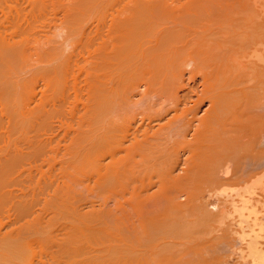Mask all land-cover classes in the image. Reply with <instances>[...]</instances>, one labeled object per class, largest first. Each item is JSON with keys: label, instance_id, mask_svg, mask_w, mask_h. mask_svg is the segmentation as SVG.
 I'll return each mask as SVG.
<instances>
[{"label": "bare ground", "instance_id": "obj_1", "mask_svg": "<svg viewBox=\"0 0 264 264\" xmlns=\"http://www.w3.org/2000/svg\"><path fill=\"white\" fill-rule=\"evenodd\" d=\"M3 1V0H2ZM5 1V0H4ZM8 1V0H7ZM24 2H25V0H23ZM28 1V0H27ZM74 1V0H73ZM76 1V0H75ZM77 1H79V0H77ZM87 1L88 0H86V2H85V0H84V2L82 3V4H85L84 6H86L85 7V9H84V6L83 5H81L80 3H77V4H79V5H81L82 7H81V9L82 10H85L86 11V9H87V11H86V13L88 12V9L89 10H93V9H96V5H99L100 4V2H102L103 0H98V3L99 4H96L97 3V0L95 1V0H93V1H89V2H91L90 4H89V2L87 3ZM105 1V0H104ZM110 1V0H109ZM114 1V0H113ZM112 0L110 1V3L111 2H113ZM132 2H133V0H131ZM138 1V3H139V0H137ZM144 1V0H143ZM142 1V3H147V4H145L146 5V9L142 6V8H144V10H143V12L141 11V10H139L138 12L136 11V9H137V6L138 5H135L134 7H132V8H136L135 9V11L133 10H131L132 12H130V13H128L127 14V16L125 17V19H123L124 21H125V25L127 26V21L126 20H128L129 21V18L127 19V17H129L130 15H132V13L133 12H135V13H138V14H136V16L134 17V18H131L130 20H131V22H129V24H134V25H130V27H128L127 26V29L128 28H131L132 27V29H133V27L135 26V29H133V31H132V34H130V30H127V31H129V33L127 32V35L129 34V36L127 37L126 36V34L124 35V37L126 36L127 37V39L126 38H124L123 37V41H125L124 42V45H120L117 41V39H115L114 41H115V44H116V42L119 44V48H116L117 46H115V47H113V49H110V51L111 50H113V51H111L112 53L114 52V51H119V52H117V54H121V56L120 55H116V57H120V58H122L121 59V61L122 62H119V63H117L116 64V62H117V59L115 60L114 59V61H115V63L114 62H112V60H111V62L112 63H114V64H116V65H118V64H120V63H122V65L120 64V67L119 68H121L122 70H123V68H122V66L124 65V72H123V74H127V75H125L124 76V78L123 77H121L123 80L126 78V76H127V78L124 80V84L130 79L129 78V76L131 77V74H133L132 75V81L131 80H129L128 82H127V84L130 82V83H132L130 86H127V87H125V86H123L122 84L120 85V82L121 81H119V82H114V80H112V83H103V82H105V81H102V80H104L103 78H102V80H101V78H100V76L98 77V76H96L97 77V79H99L98 80V82L101 80L102 82H100V83H102L101 84V87H99L100 85H99V83H98V85H96V82H95V80H94V82L93 83H95V84H93V85H96V87L98 86V88H99V90L97 89V91H96V89H95V95L97 96V98H98V100L96 101L97 102V105H96V102H94L93 103V101L92 100H94V99H92V100H90V101H92V103L89 101L88 102V104L89 103H91L93 106H92V108H95L96 107V111H95V115H94V118L92 117V115L94 114L93 113V110H91L90 112L92 113L91 114V117L93 118V120L95 121V122H97V121H101V122H103L104 123V118H106V120H107V117H109V114H110V119L112 118L113 120H116L114 117H111L113 114H117V106L120 104V103H125V104H127L126 103V101H128V102H130L131 104H128V106L130 105H137V104H141V102L144 100V99H147V100H145V101H148V99H150V98H156L155 96L157 95L156 94V92L158 93V92H160L159 94H161V92H162V94L164 93L165 95H170L169 97H173V98H175V106L176 107H178V105H177V101L179 100V104H181V97H184L185 98V96L184 95H182L181 97H179V96H177L178 94H177V87H178V85H179V83L183 80L182 78L184 77V74L185 73H182V72H185V71H187L188 73H192L193 71L195 72V70L196 71H198L199 72V74H197V75H200L199 77L201 78V80H202V82H201V84H202V88H201V90L200 91H202L203 92V90L206 92V89L208 88V89H210L211 91H209V90H207L208 91V93H201V94H203V95H201V94H198L199 95V97H197L198 99L200 98V97H202V99L200 98V101L201 100H204V99H208V103H209V108L207 109H204V111L205 110H207L206 111V113H205V115H204V113H202L201 114V116L202 115H204L205 117H200V118H197V117H194L193 115V117H191V118H188V117H190L189 115L190 114H187L186 113V115H185V111L186 110H188V108L185 110V109H183V110H185L183 113H181V114H183V116H184V119L182 118V115H181V117H178V110H181L179 107V109H177L176 107H174V108H176L175 109V111H174V114L172 115V117L170 118L169 117V119L168 118H165L167 121L165 122V123H163L164 124V127H170V128H175V127H177L176 125L178 124L177 122H178V120L180 119L181 120V118H182V120H184V124L185 125H179L178 126V132H179V127L181 126V128H188V132L186 131V129H184L185 131H186V135L185 136H183L184 135V132L185 131H181L180 133H182L183 135H182V137L184 138V144H188L189 145V149L191 148L190 147V142H194L195 140L197 141H199V139H201L202 137L201 136H203V138L205 139V140H208V142L210 143V144H212L211 146H209V143H208V147L206 148V150H205V148L203 147H201V150L203 151L204 150V152H201V154L200 153H198L197 154V152H195V151H193V150H188V149H184L183 151H179L180 150V147H178L179 145L177 144V147H176V149L177 148H179V150L177 149H173L174 147H173V145L174 144H176V141H178V139H180L179 137H177V134H176V137L178 138L176 141H175V143H174V141L173 140H171V142H173L172 143V149L169 151V150H167L168 151V153H167V151H165V149L164 148H168L169 146H168V144H166V141L170 138V139H172L171 137H168V139H167V137H165L166 138V140L164 139H162V138H164V137H162V138H160L159 139V136H158V140H157V138L155 139V137H157V136H155L154 137V135L157 133V132H155V131H158L159 132V130H160V132L161 131H164L165 130V128H164V130L162 129V128H159L160 127V125H162V122H161V124L160 123H155V124H160L159 126L158 125H156V126H158V128H155V126L153 127L151 124H152V122H147L146 123V120L144 119L143 121H141L143 118L141 117V119H140V121L142 122V124H141V126L139 127L138 126V129H133L131 126H129L128 125V127L127 126H125V125H127V124H125V125H123V126H125V131H124V128L121 126V125H119L118 124V121H117V128H118V126H120L121 128L120 129H123V131L124 132H126L123 136H122V134H120L121 132H120V130H115L116 131V133H119L120 134V136L122 137H120L121 138V142H119L120 144V146H119V148L120 147H123L122 149L120 148L119 150H123L124 152H125V154H127V153H133V150H134V155H125L124 153H123V151H120L121 153H123L126 157H131V156H133V158L135 159V157H137V155H138V153H139V156H138V159H139V157H141V161L143 162V163H146L145 162V160H146V158H148L149 156H150V158L152 157V155L154 156L155 154H156V156H157V152L160 154L161 153V151H165V153H164V155H162V157L164 158H162L161 157V155L160 156H157V157H161L163 160H167L168 162H169V164L171 165V163H172V161L170 160L171 158H173V157H175V159L174 160H176V161H174V162H177V161H179V164H177L178 166H180V165H183L184 166V168H182V167H180L178 170H180L181 169V171H182V175H176V176H173V174L175 173V168H174V170L173 171H168L169 173H165L166 174V176L167 177H169L170 179H176V180H178L179 178H182V176H183V178H184V180L186 179V180H188V178H189V181L191 182V183H194V184H188V185H190V188L192 189L191 191H192V193H189V192H186L187 193V196H185L186 197V199L184 198V201H186L185 203H182L183 201H179V202H173L172 200H171V198L169 197L171 194H169L168 193V189L166 190L167 191V193L169 194L168 195V200H163V198H165V196L167 195H165L164 194V196L162 197V195H163V193L165 192L166 193V191H165V189L163 190L164 192L163 193H161L159 196H160V198L162 197V199H161V201L163 202V204L161 203V204H159L160 203V198H158L157 200H156V198L157 197H155V195L156 196H158L157 194H156V192H154L153 194V201L154 200H156V201H158L159 200V203L158 202H156V204L158 203L159 205H161V208H160V206L158 205V207H159V209H157V211L158 210H160L159 211V213H157L154 209V207L156 206V205H154V207L152 206V205H149L148 204V207L150 206L151 207V209H145V212H146V210H151V211H153V212H149V211H147V213L149 214H147L146 213V215H148V218H150L149 216L150 215H152L153 213H157L156 215H152L151 217L152 218H150V219H147L146 217V215L144 214V216H143V218L142 219H144V220H142V222L140 223L139 222V224L136 226V227H131L130 226V224L128 225V227L127 226H125V228L127 227V228H132V229H134V230H136L135 232H136V234L138 233V234H140V236H137L136 234H135V232H134V234L137 236L136 238H137V240H135L134 238H135V236H133V233H132V235H130L129 237H127L126 238V241H127V243H124V242H126V241H124L122 244H120L119 242L121 241L120 239H118V238H121V237H125V235H127V234H130V232H129V230L128 231H126L127 229H125V228H123L124 226L122 225V227H121V224H122V218H120L119 219V221L121 220L122 222L120 223V227L122 228V230L124 229L125 230V232H124V230H123V235L121 236L120 234H122V231H121V228L117 225V227H119V229H120V232H118L119 233V235L117 236V238H116V240H118L119 242H117V241H115V242H117L118 243V245L117 244H115V242L113 243V241L115 240V238L113 237V235H109L108 234V239H109V236L110 237H112V238H114V240L112 241V243L113 244H115V247H116V250H115V248L113 249L112 247L114 246V245H111V243H110V245L109 246H112L110 249H112V254L114 253L115 255H113L112 257H114V256H116L117 254V251L119 250L120 251V257H123L122 255L124 254V255H129V257H131V254H133V255H135V256H138L140 253V255L139 256H144L143 257V259L145 260V262L147 261L146 260V256H148V258H149V261H151L152 260V262L154 261L156 264H159V262L161 261L162 262V260H164L165 262H166V264H223L224 263V261L227 263V260H223L222 258H223V256L221 257V249H219L220 247H218L219 245H221V244H224L226 241H225V239L223 240V237H225L224 236V234H219L218 233V237L216 236V237H212L211 235H213V234H211V233H213L214 231H216L217 232V227H216V225L214 226V224H216V222H219L220 221V217H219V219L217 220V214H214L215 212H213L212 213V210L210 211V209H208L207 207H208V205H209V201L208 202H205L204 203V201L202 202V201H199L200 199V197H199V194L200 195H202L203 193H207L208 194V192H215V194H216V191L217 192H219V188L220 187H222V185H223V183L220 181L221 180V178H223V177H221V178H219V174H222L223 173V170L222 169H224L225 168V166L228 168V164H232V168H234V171L236 172V173H238V174H241L244 178L242 179H236V180H240V182H238V184L239 183H244L245 184V186L243 187V188H241V186H240V188H239V192L236 194V195H238L239 197H240V200H236L238 203H236V201H234V197L236 196H233L232 198H234V199H231V197H230V199L233 201V205L232 204H230V203H228V204H230V207H232L233 209H231V210H233L232 212L234 213H237L238 214V217L240 218V220H241V222H246L247 223V226H249V233L248 232H243V237L244 238H246V237H249V239H247V244H246V256L248 257V258H245V260L246 259H249L248 260V262H246L247 264H264V251H263V248H261V247H263L264 245H262L263 243L262 242H264V240H261L262 242H259L260 241V239L261 238H264L263 237V235H262V233H264V228L262 227V225H264L263 223H264V221H262L261 220V218L263 219V217H264V215H262L263 217H259L260 216V214H258L260 211V209L261 208H263V210H264V202L261 204V208L259 209L258 208V206H256L255 205V203H253V202H256V204L258 205V203H259V199H256V201L255 200H252L253 198H255V194H264V67H262L261 66V64L262 65H264V18H263V20L262 19H260L259 21H260V23L258 22H256L255 23V20H258V18H261V16L263 15H260V17H255V20H250V18H249V16L247 17V18H249V19H245L244 17H238V16H236V14H235V12H234V15H235V17H233L234 15H233V12H232V10L230 9V11L232 12V15L230 14V16L228 17V14L227 15H225V16H222L223 14H221V12H223L222 10H223V8H219L220 10V13H218V15L219 14H221V16H219V17H214V16H212V15H208L207 16V13H204V12H208V11H206V10H208L207 8L209 7V6H213V5H217V0H216V2H215V4H214V2H212V1H214V0H207V1H204V3L205 4H203V5H197L199 8H197V7H191L190 6V4H187V5H189L188 7H190V10L187 12V10H185L184 11V13H182V11H180V10H177V12L179 13H176L177 15H180V12L182 13V14H184V15H180V16H177L176 17V14H175V12L173 11H170L169 9V6H171L170 4H169V2H168V4H167V2H165V7H164V5H161L162 7H160L159 5H160V1H162V0H158V2L157 1H155V0H152L151 2L150 1H148V2H143ZM166 1H168V0H166ZM182 1V0H181ZM190 1V0H189ZM219 1H224V0H219ZM231 0H229V2H230ZM233 1V0H232ZM239 1V0H238ZM256 1V0H255ZM21 2H22V0H21ZM43 2V1H42ZM70 2V1H69ZM72 2V1H71ZM79 2H81V1H79ZM92 2H94V3H92ZM129 2V1H128ZM127 2V3H128ZM129 3V4H133V3ZM163 3L162 4H164V0L162 1ZM186 2V1H185ZM188 2V1H187ZM186 2V3H187ZM192 2V1H191ZM207 2V3H206ZM225 2V1H224ZM240 2V1H239ZM238 2V3H239ZM251 2V1H250ZM253 3H254V1H252ZM251 2V3H252ZM9 3V2H8ZM17 3V2H16ZM67 3H68V0H67ZM87 3V4H86ZM104 3V2H103ZM109 3V2H108ZM109 3V4H110ZM135 3V2H134ZM181 3V2H180ZM190 3V2H189ZM199 3V2H198ZM203 3V2H202ZM220 3V2H219ZM231 3V2H230ZM252 3V4H253ZM256 3V2H255ZM5 4H6V2H5ZM11 4H13L12 2H11ZM76 4V3H75ZM91 4H93V5H95L94 7H93V5H91ZM105 4H106V2H105ZM136 4H137V2H136ZM167 4V5H166ZM171 4H172V2H171ZM197 4V3H196ZM200 4V3H199ZM226 4V3H225ZM225 4H223V6L225 5ZM235 4H237V3H235ZM249 4V3H248ZM251 4V5H252ZM264 4V3H263ZM68 5V4H67ZM69 5L70 6H72L73 4H71V3H69ZM121 5V4H120ZM141 5V0H140V4H139V6ZM142 5H144V4H142ZM144 5V6H145ZM172 5H174V4H172ZM193 5V4H192ZM228 5V4H227ZM239 5V4H238ZM247 5V4H246ZM14 6H15V4H14ZM18 6V5H17ZM16 6V7H17ZM25 6V5H24ZM69 6V7H70ZM88 6V7H87ZM90 6V7H89ZM104 6V5H103ZM103 6H100V7H102V8H105L106 7V5H105V7H103ZM110 6V5H109ZM109 6H108V8H109ZM115 6V5H114ZM114 6H111L110 8H112V7H114ZM176 6V5H175ZM222 6V5H221ZM220 6V7H221ZM222 6V7H223ZM233 7H234V3H233V5H232ZM19 7V6H18ZM99 7V8H100ZM120 7V6H119ZM122 7V6H121ZM153 7V8H152ZM163 7H164V9H165V11L166 12H171L172 14V16L170 15V16H166L165 14L166 13H164V14H158L159 12H158V10H161V8L163 9ZM177 7V6H176ZM175 7V8H176ZM216 7V6H215ZM236 7H238L239 8V6H236ZM241 7V6H240ZM247 7H249V6H247ZM253 7H254V5H253ZM257 7V6H256ZM259 7V6H258ZM257 7V8H258ZM262 6H260V8H261ZM28 8H29V6H28ZM37 8V7H36ZM75 8V7H74ZM74 8H72V10L74 9ZM90 8H93V9H90ZM98 8V9H99ZM101 8V9H102ZM107 8V7H106ZM114 8H116V6L114 7ZM118 8V7H117ZM155 8V9H154ZM167 8H169V9H167ZM172 8V7H171ZM191 8L192 9H194L193 11L191 10ZM211 8V7H210ZM229 8H230V5H229ZM251 8V7H250ZM6 9H8V8H6ZM24 9H25V7H24ZM24 9H22V10H24ZM67 9V8H66ZM69 9H71V8H69ZM77 9V8H76ZM80 9V7H79V12L78 13H80V16L81 17H83L82 15H84V14H86L85 13V11H84V14H83V11ZM100 9V10H101ZM128 9L130 10V8H129V6H128ZM138 9H140V8H138ZM137 9V10H138ZM158 9V10H157ZM198 9V10H197ZM212 9V8H211ZM214 9H216V8H214L213 7V9L211 10V11H213ZM241 9V8H240ZM239 9V10H240ZM244 9V8H243ZM242 9V10H243ZM249 9V8H248ZM251 9H253V8H251ZM255 9V8H254ZM262 9V8H261ZM260 9V10H261ZM2 10V9H1ZM19 10H20V7H19ZM103 10V9H102ZM116 10H118V9H116ZM119 10H120V8H119ZM125 10V9H124ZM129 10H126L127 12L129 11ZM168 10V11H167ZM224 10H225V8H224ZM233 10H235V9H233ZM238 10V9H237ZM238 10V11H239ZM256 10V9H255ZM264 10V9H263ZM66 11V10H65ZM69 11V10H68ZM68 11H66V12H68ZM82 13H81V12ZM94 11V10H93ZM106 11V10H105ZM107 11H109V10H107ZM141 11V12H140ZM197 11V12H196ZM219 11H216V12H219ZM247 11V10H246ZM249 11V10H248ZM71 11H69V13H70ZM74 12V11H73ZM73 12H71V13H73ZM94 12H96V11H94ZM112 12H113V9H112ZM122 12V11H121ZM125 12V11H124ZM229 12V11H228ZM243 12H244V10H243ZM258 12V11H257ZM257 12L255 11L254 12V14H257ZM78 13H74L73 15L75 16L74 17V21L75 22H78V23H75L76 25L77 24H79V23H81V22H83L84 21V19L85 20H87L86 18H85V15H84V19H82L80 16H78L77 14ZM90 13V12H89ZM114 13H115V10H114ZM213 13H215V10L213 11ZM236 13H237V11H236ZM247 13V12H246ZM258 13H260V11L258 12ZM263 13V12H262ZM3 14V13H2ZM14 14V13H13ZM66 14V13H65ZM88 14V13H87ZM91 14V13H90ZM93 14V13H92ZM98 14H99V10H98ZM97 14V15H98ZM104 14H106V12L104 13ZM103 14V15H104ZM108 14V13H107ZM110 14H111V10H110ZM124 14V13H123ZM126 14V13H125ZM124 14V15H125ZM130 14V15H129ZM170 14V13H169ZM204 14V15H203ZM209 14V13H208ZM216 14V13H215ZM226 14V13H225ZM238 14H240V13H238ZM244 14H245V12L244 13H242L241 15H243L244 16ZM249 14V13H248ZM9 15V14H8ZM15 15V14H14ZM71 15V14H70ZM69 14H68V16H70ZM101 15V14H100ZM109 15V14H108ZM114 15V14H113ZM116 15V14H115ZM118 15H120V13L118 14ZM134 15V14H133ZM167 15H168V13H167ZM207 17H206V16ZM217 15V14H216ZM240 15V16H241ZM247 15V14H246ZM93 17H94V15H92ZM92 16H91V20H92ZM102 16V15H101ZM250 16H251V13H250ZM254 16V15H253ZM252 16V17H253ZM6 18H7V16H5ZM79 18V19H75V18ZM86 17H88V19H89V16H87L86 15ZM96 17V16H95ZM98 17V16H97ZM106 17V16H105ZM118 16L116 15V17L115 18H117ZM132 17V16H131ZM175 17V18H174ZM203 17H205L204 19H213V21H215L216 22V25L218 24V23H220L221 24V26H220V24H218L217 25V27L216 26H211V25H213V24H209L210 25V27H209V25H208V27L206 28L205 26H204V28L206 29H202V31H204L202 34H200L202 31H200L199 30V27H198V29H194V28H196L195 26L193 27V23H196V22H198V20L199 19H201V18H203ZM209 17V18H208ZM68 18V17H67ZM67 18H65V19H67ZM70 18V17H69ZM68 18V19H69ZM72 18H73V16H72ZM100 18V17H99ZM104 18V17H103ZM111 18V17H110ZM121 19H122V17H120ZM174 18V19H173ZM257 18V19H256ZM9 19V18H8ZM62 20V23H63V21H66V20ZM82 19V20H81ZM119 19V18H118ZM206 19V20H207ZM72 20V19H71ZM71 20L69 19V22L67 23V25L69 24V23H72V26H73V22H71ZM77 20V21H76ZM91 20H89V21H91ZM93 20H94V18H93ZM110 20V19H109ZM109 20H108V22H109ZM134 20V21H133ZM81 21V22H80ZM95 21V20H94ZM93 21V22H94ZM113 21V20H112ZM117 21V20H116ZM133 21V22H132ZM67 22V21H66ZM92 22V21H91ZM92 22V23H93ZM107 22V21H106ZM187 22V24L190 26L191 24L190 23H192V26H191V30L189 29V28H187L188 30H190V31H192V27H193V31L192 32H190V31H187V29H186V24L185 23ZM201 21H199V23H200ZM203 22V21H202ZM201 22V23H202ZM207 22V21H206ZM85 23V22H84ZM83 23V24H84ZM90 23V22H89ZM110 23H111V21H110ZM115 24H117L118 25V28L121 26V24L123 23H120L119 22V24L118 23H116V22H114ZM113 23V25H115ZM241 23H243L242 25L244 26V23L247 25V26H245V29H240L241 31V33H239L240 34V36L242 37V39L240 38V36H239V34L237 33V32H235V33H237L238 35V37L240 38H236L237 39V41L235 42V39H234V41H233V38H231L230 40L229 39H225V36L223 37L224 39H222V43H224L225 44V42L224 41H226L227 43H229V44H227L226 43V45L228 46V50L230 51V52H227L228 50H227V46L225 45V48H226V50L225 49H222V46L224 47V45L223 44H221V47H219V44H216L217 46H218V48H221L222 49V52L225 50V52L226 53H229V61H228V58L226 59V61L227 62H225V64L223 65V59L221 58V62H219L218 63V61H219V56H220V53L221 52H219V49H216L217 48V46L214 48V47H212L213 46V44L215 45V42H212L213 44L211 45V44H207V42L210 40L209 38V40L206 42L205 41V39H204V36H203V38L202 39H204V41L202 40V41H199L200 39L199 38H201L202 37V35L203 34H206V32H209V35H211V36H217V35H219V37L221 38V34H223V33H225L224 35H226V36H229V34L227 35V31L225 30L226 28H224V30H223V27H222V25L223 26H225V25H227V28H228V25H229V28L228 29H230V26L231 25H239V24H241ZM61 24V23H60ZM65 24L66 23H64V25L63 26H65ZM82 24V25H83ZM88 24V23H87ZM102 24V23H101ZM104 24H105V22H104ZM103 24V25H104ZM112 24V23H111ZM128 24V25H129ZM157 24H159V25H157ZM161 24V25H160ZM206 23H204V25H205ZM35 25V24H34ZM70 26H71V24H69ZM76 25H74V29L73 28H71L72 30H76L77 31V28H78V26H76ZM81 25V24H80ZM86 25V24H85ZM84 25V26H85ZM108 25V24H107ZM153 25V26H152ZM196 25V24H195ZM206 25V26H207ZM215 25V24H214ZM57 27H58V25H56ZM87 26V25H86ZM90 26V25H89ZM91 26H92V24H91ZM90 26V27H91ZM109 26H110V24H109ZM123 26V25H122ZM125 26V27H126ZM155 26H156V31H155V33L154 32H152L153 31V29L155 30ZM198 26H202L203 27V25H199L198 24ZM242 26V27H243ZM34 27V26H33ZM56 27V28H57ZM75 27H77V28H75ZM80 27V26H79ZM90 27H89V29H90ZM104 27H105V25H104ZM124 27V28H125ZM151 27H153V29H150ZM188 27V26H187ZM201 27V28H202ZM214 27H216V28H214ZM226 27V26H225ZM233 27V26H232ZM37 28V27H36ZM40 28H42V27H40ZM39 27H38V29H40ZM45 28H46V26H45ZM48 28V27H47ZM46 28V29H47ZM53 28V27H52ZM64 28V27H63ZM62 28V29H63ZM82 28H84L83 26H82ZM92 28V27H91ZM112 28V31L114 30L113 29V27H111ZM110 28V29H111ZM200 28V29H201ZM238 28V27H237ZM236 27H235V29H237ZM32 29V28H31ZM35 29V28H34ZM34 29H32V30H34ZM43 29H44V27H43ZM51 29V28H50ZM55 29V28H54ZM53 29V30H54ZM59 28H57L56 30H58ZM61 29V28H60ZM67 29V28H66ZM70 29V28H69ZM69 30V31H71L70 33H72V30ZM80 29H81V27H80ZM80 29H78V31L79 32H81L80 31ZM88 29V30H89ZM123 29V28H122ZM126 29V28H125ZM212 29V30H211ZM2 30V29H1ZM28 30V29H27ZM27 30H25V33H26V31ZM37 30V29H36ZM35 30V31H36ZM49 30V29H48ZM64 30H65V28H64ZM83 30V29H82ZM116 30H117V26H116ZM149 30L151 31V32H149ZM195 30H197V31H195ZM239 30V29H238ZM5 31V30H4ZM3 31V32H4ZM60 31V30H59ZM63 31V30H62ZM68 31V32H69ZM73 31V32H74ZM75 31V32H76ZM107 31V30H106ZM119 32H120V28H119V30H118ZM199 31H200V33H199ZM223 31V32H222ZM230 31V30H229ZM231 31H232V28H231ZM234 31V30H233ZM22 32H23V30H22ZM29 32V30L27 31V33ZM33 32V31H32ZM32 32H31V34H32ZM50 32V31H49ZM65 32V31H64ZM68 32H66V33H68ZM74 32V35H75V37H76V33ZM94 32V31H93ZM118 32V33H119ZM122 32V31H121ZM186 32V33H185ZM1 33V32H0ZM25 34V35H29L30 36V34L28 33V34ZM45 33V32H44ZM47 33V32H46ZM59 32L57 31L56 32V34L55 35H59L58 34ZM61 33H63V32H61ZM61 33H60V35H61ZM114 33H115V31H114ZM150 33H153V36L152 35H149ZM188 33V36L189 37H187V38H191V37H193L194 36V34H195V36L193 37V38H191V39H187L186 41H188L187 43H184L185 42V39H183L184 38V36H186L185 34H187ZM211 33V34H210ZM7 34V33H6ZM18 34H20V33H18ZM24 34V33H23ZM39 34V33H38ZM41 34H42V32H41ZM49 34V33H48ZM64 34V33H63ZM91 34H93L92 32H91ZM98 34V33H97ZM101 34V33H100ZM111 34H113V33H111ZM117 34V33H116ZM199 34L201 35V37H199L198 38V36H199ZM234 34V33H233ZM1 35V34H0ZM34 35V34H33ZM54 35V36H55ZM108 35V34H107ZM119 35V34H118ZM117 35V36H118ZM191 35V36H190ZM198 35V36H197ZM208 35V36H209ZM232 35V34H231ZM2 37H3V34L1 35ZM17 36V35H16ZM16 36H9V35H7V36H5L4 35V37H3V46L0 48V92H3V94H4V101H5V99H6V101H9V103H10V105H9V103L8 104H6V103H4L2 100H3V97H1L2 99L0 100V142H5V138H4V140H2L3 138H2V136L4 137V135H2V127L5 125V123H8V122H6V120H9V122H10V120L12 121L11 122V125L12 124H14L15 125V127L17 128V127H19L20 128V126H22V125H25L27 122L29 123V121L31 120V118L32 117H29L30 115V110H29V112L27 111L29 108L28 107H30V104H32V103H34L35 101H37V96L35 95V94H33V95H35L36 96V99H34L35 98V96H32V94H31V92L28 94V95H30L31 94V96L32 97H34V98H32V97H30V96H28L27 98H29L30 97V99L28 100V102H27V98L25 99V100H22L21 99V97H22V95L24 94V92H26L25 90L26 89H24V85H22V84H24V83H22V81H21V79L22 78H24V75H23V77L22 78H20L19 76V72H21V70L22 71H28L27 69L26 70H24L25 68H21V70L19 69L18 71L19 72H17L16 70L19 68V67H21V65L18 67V68H15V67H17V65H15V67L13 66V63L17 60V61H20V60H18V58L20 59V56H21V54H23V52H24V55H25V51L24 50H26V46H27V44H25V42H21L18 38L16 39ZM19 36V35H18ZM35 36H37L38 37V35L35 33ZM42 36V35H41ZM50 36V35H49ZM48 36V37H49ZM53 36V35H52ZM53 36V37H54ZM65 36L67 37L68 35H66L65 34ZM65 36H63L64 38H65ZM69 36H72L73 37V33H72V35L71 34H69ZM85 36V35H84ZM99 36V35H98ZM97 36V37H98ZM104 36V35H103ZM111 36V38L112 37H115V36H113V35H110ZM109 36V37H110ZM122 36V35H121ZM234 36H236V35H234ZM24 37V36H23ZM27 37V36H26ZM72 37H71V39H72ZM79 37H80V35H79ZM83 37V36H82ZM101 37V36H100ZM99 37V38H100ZM152 37V38H151ZM183 37V38H182ZM197 37V38H196ZM231 37V36H230ZM69 38V37H68ZM95 38V37H94ZM98 38V39H99ZM102 38V37H101ZM105 38V37H104ZM119 38V37H118ZM33 39H34V37H33ZM40 39H43V38H40ZM46 39V38H45ZM63 39V38H62ZM67 39V38H66ZM66 39H63V41H64V43H61V41L59 42V43H61L63 46V48L61 47L60 49H62L63 50V52H65L66 51V49L67 48H69V47H67L66 48V45L68 46V43L66 42L65 43V40ZM70 39V38H69ZM77 39V38H76ZM92 39V38H91ZM97 39V38H96ZM96 39H95V42H97L96 41ZM108 39V38H107ZM113 39V38H112ZM124 39H126V40H124ZM179 39H181V41H183V44H180L181 42H178L179 41ZM207 39V38H206ZM18 40V41H17ZM37 40V39H36ZM35 39H34V41H36ZM89 40V39H88ZM99 40H101V39H99ZM106 40V39H105ZM111 39H109V41H110ZM119 40H121V37H120V39ZM229 40V41H228ZM242 40V41H241ZM40 41V40H39ZM43 41V40H42ZM45 41V40H44ZM47 41V40H46ZM67 41V40H66ZM72 41H73V39H72ZM74 41H76L75 39H74ZM73 41V42H74ZM82 41H84V38H83V40ZM81 41V42H82ZM85 41H86V39H85ZM92 41H94V39L92 40ZM92 41H90L91 43H94V42H92ZM106 41H108V40H106ZM112 42H113V40H111ZM123 41L121 40L120 42L121 43H123ZM210 41H212V40H210ZM217 41H219V38H218V40ZM231 41V42H230ZM233 41V42H232ZM242 43H241V42ZM56 42H58V41H56ZM102 42V41H101ZM104 42V41H103ZM202 42V43H201ZM221 42V41H220ZM239 42V43H238ZM245 42V43H244ZM39 43V42H38ZM49 43H52V42H49ZM49 43H47V44H49ZM59 43L56 45L55 43H54V45H56V46H59ZM99 43V42H98ZM105 43H107V42H105ZM110 43V45H112V43L111 42H109ZM109 43H108V45H107V47L109 46ZM203 43H206V45H204ZM211 43V42H210ZM219 43V42H218ZM233 43H235V45H233ZM238 43V44H237ZM35 44V43H34ZM33 44V45H34ZM43 44V43H42ZM53 44V43H52ZM77 44V43H76ZM83 44H85V42L83 43ZM90 44V43H89ZM103 44V43H102ZM0 45H1V43H0ZM86 45V44H85ZM96 45V44H95ZM117 45V44H116ZM126 45H127V47H126ZM206 46V47H204V46ZM208 45V46H207ZM209 45H211V47L209 46ZM229 45L231 46L232 45V47H230L229 48ZM52 46V45H51ZM61 46V45H60ZM70 46V45H69ZM79 46H80V44H79ZM94 46V45H93ZM100 46V45H99ZM104 47L106 46V45H103ZM113 46V45H112ZM122 46V47H121ZM44 47V46H43ZM46 47H48V46H46ZM82 47V46H81ZM86 47H88V46H86ZM92 47V46H91ZM100 51V53H101V49H105V48H107V47H105V48H101V47H98V46H96ZM96 47L94 48V50L96 49ZM121 47V48H120ZM128 47H130L129 48V50L127 49ZM131 47H133V48H136L137 50L136 51H131L132 49H131ZM28 48V47H27ZM40 48V47H39ZM45 48V47H44ZM49 48V47H48ZM54 48V47H53ZM59 48V47H58ZM57 48V49H58ZM66 48V49H65ZM89 48V47H88ZM110 48V47H109ZM109 48H107L108 50H109ZM29 49V48H28ZM43 49V48H42ZM51 49V48H50ZM57 49H55L56 51H57ZM64 49H65V51H64ZM116 49V50H115ZM221 49H220V51H221ZM38 50V49H37ZM61 50V51H62ZM134 50V49H133ZM35 51V50H34ZM49 51V50H48ZM54 51V50H53ZM52 51V52H53ZM56 51H54V53H56ZM96 52L98 51V50H95ZM110 51L108 52V53H110ZM44 52H46V54L48 53L47 52V50H45ZM60 52V50L58 49V53ZM92 52H93V50H92ZM95 52V53H96ZM103 52V51H102ZM225 52H223V53H225ZM54 53H53V55H54ZM68 53H70L69 51H68ZM90 53V52H89ZM107 53V52H106ZM223 53H221V57H224L226 54H224V56H223ZM29 54V53H28ZM38 54V53H37ZM40 54V53H39ZM39 54H38V56H39ZM41 54H42V52H41ZM51 54V53H50ZM60 55L57 57V53H56V59L55 58H52L53 60H52V64L50 63L49 65L52 67V65H54L55 63L59 66V69L61 68V66H60V60H61V58H62V60L64 59V60H67V59H65V57H67V55H66V53H59ZM72 54V53H71ZM74 54V53H73ZM79 54V53H78ZM93 54V53H92ZM102 54V53H101ZM45 55V54H44ZM43 55V56H44ZM53 55H51V56H53ZM63 55H64V57H63ZM97 55V54H96ZM109 55V54H108ZM108 55H106L105 56V58H107L108 57ZM114 55H115V53H114ZM113 54L111 55L112 57H115ZM228 55V54H227ZM226 55V56H227ZM23 56V55H22ZM38 56H37V59H38ZM42 56V55H41ZM42 56V57H43ZM46 56H48V55H46ZM104 56V55H103ZM225 56V57H226ZM24 57H26V55L24 56ZM30 57V56H29ZM54 57V56H53ZM93 57H95V56H93ZM115 57V58H116ZM44 58H45V56H44ZM44 58H42V59H44ZM48 58H50V57H48ZM91 58H92V55H91ZM99 58H100V56H99ZM99 58H96V59H99ZM110 58V57H109ZM120 58L118 59L119 61H120ZM68 59H70L71 60V58H69L68 57ZM94 59V58H93ZM92 59V60H93ZM102 59V58H101ZM111 59V58H110ZM218 59V61H216ZM22 60H23V58H22ZM21 60V61H22ZM27 60V59H26ZM106 60V59H105ZM74 61V59L72 60V62ZM94 61V60H93ZM107 61V60H106ZM105 61V62H106ZM110 61V60H109ZM26 62V61H25ZM30 62V61H29ZM31 62H33V61H31ZM41 62V61H40ZM40 62H39V64H40ZM45 62H46V60H45ZM48 62V61H47ZM59 62V63H58ZM65 62V61H64ZM69 62V61H68ZM92 62V61H91ZM99 61H97V64L99 65V63H98ZM216 62V63H215ZM230 64H229V63ZM17 63V62H16ZM37 63H38V61H37ZM66 63V62H65ZM95 63V62H94ZM93 63V64H94ZM100 63H103V62H100ZM110 63V62H109ZM111 63V64H112ZM124 63V64H123ZM221 63V64H220ZM227 63V64H226ZM74 64V63H73ZM92 63H90V65H91ZM110 64V65H111ZM35 65V64H34ZM46 65V64H45ZM61 65H62V63H61ZM63 65H66V64H63ZM68 65V64H67ZM72 65V64H71ZM223 65V66H222ZM23 66V65H22ZM36 66V65H35ZM34 66V69L32 70V71H34L35 70V67ZM41 66L42 65H40L39 67H40V69H41ZM44 66V65H43ZM50 66H48V68L50 67ZM88 65H86V67H87ZM93 66V65H92ZM92 66H91V68H92ZM105 66H109V64L107 65L106 63H105ZM112 66V65H111ZM114 66V65H113ZM188 66H190V68H196L195 70H189V68H188ZM50 67V68H51ZM56 67V66H55ZM55 67H53V68H55ZM66 67L67 66H65V69H66ZM70 67V66H69ZM94 68H95V66H93ZM101 67V66H100ZM106 67V68H107ZM116 67V66H115ZM115 67H112V68H115ZM32 68V67H31ZM48 68H46V70L48 71L49 69ZM52 68V69H53ZM91 68L89 67L88 69H90L91 70ZM99 68V67H98ZM105 68V69H106ZM110 69H112L111 67H109ZM118 68V66L115 68L116 69V74L117 75H120V76H123V74H122V72H121V70L120 69H117ZM139 68V69H138ZM184 68H188V69H186L185 71L183 70ZM203 70V71H201V69ZM43 69V68H42ZM52 69L51 70H49V73L52 71ZM56 69H57V67H56ZM59 69H57V72H58V70ZM86 69V68H85ZM93 69V68H92ZM96 69V68H95ZM103 69V68H102ZM115 69H113L112 71H110L108 68H107V70H109L110 72H113L114 73V70ZM200 69V70H199ZM31 70V69H30ZM54 71H55V69H53ZM61 70H64L63 69V67H62V69ZM60 70V71H61ZM68 70V69H67ZM94 70V69H93ZM97 70V69H96ZM100 70V69H99ZM120 70V71H119ZM47 71H44V72H46L47 73ZM53 71V72H54ZM65 71V70H64ZM63 71V72H64ZM70 71V70H69ZM79 71V70H78ZM89 70H87V72H88ZM140 71V73L137 75V73ZM38 72V71H37ZM43 71H42V73H44ZM56 72V71H55ZM57 72H56V76H57ZM95 72V71H94ZM102 72H104V69H103V71ZM194 72L191 74V79L193 78L192 76H195V75H193L194 74ZM19 73V74H18ZM36 73V72H35ZM61 73V72H60ZM67 73V72H66ZM69 73H71V72H69ZM90 73V72H89ZM99 74H101V72H98ZM197 73V72H196ZM195 73V74H196ZM201 73V74H200ZM26 74H28V73H26ZM45 74V73H44ZM51 74V73H50ZM65 74V73H64ZM75 74V73H74ZM82 74L84 75V73L82 72ZM87 74V73H86ZM91 74H92V72H91ZM91 74H89L91 77H92V75ZM105 74V73H104ZM122 74V75H121ZM19 75V76H18ZM31 75V74H30ZM30 75L28 76L27 75V77H29V78H31L30 77ZM62 75V74H61ZM107 75V74H106ZM135 75V76H134ZM22 76V75H21ZM26 76V75H25ZM69 76H71V75H69ZM69 76H66V77H68V78H70ZM80 76V75H79ZM85 76V75H84ZM103 76V75H102ZM189 77H190V75H188ZM26 77V78H27ZM54 77H55V75H54ZM58 77H60V76H58ZM73 77V76H72ZM77 77V76H76ZM85 77H87V76H85ZM90 77V78H91ZM96 77H95V79H96ZM105 77V76H104ZM112 77H114V76H112ZM133 77H135L134 79H133ZM188 77V78H189ZM20 78V79H19ZM44 78V77H43ZM46 79H48L47 77H45ZM56 78V77H55ZM79 77H77V79H78ZM107 78V77H106ZM105 78V79H106ZM109 78V77H108ZM114 78H116V77H114ZM113 78V79H114ZM39 79V78H38ZM53 79V78H52ZM51 79V80H52ZM57 79V78H56ZM60 79V82L62 81V76H61V78H59ZM65 79V78H64ZM64 79H63V83H66V82H64ZM80 79V78H79ZM81 79H83V78H81ZM85 79V78H84ZM89 79V78H88ZM87 79V80H88ZM92 79V78H91ZM90 79V81L89 82H91L92 80ZM182 79V80H181ZM194 79V78H193ZM25 80V79H24ZM28 78H27V82H28ZM50 80V79H49ZM54 80V79H53ZM66 80H67V78H66ZM69 80V79H68ZM116 81H117V79H115ZM134 80V81H133ZM188 80V79H187ZM189 80H190V78H189ZM200 80V79H199ZM31 81H33V80H31ZM41 81H43V79L41 80ZM107 81V80H106ZM108 81H110L109 79H108ZM126 81V82H125ZM191 81V80H190ZM193 81V80H192ZM44 82H45V84L48 82L47 80L45 81L44 80ZM50 82V81H49ZM48 82V83H49ZM69 82V81H68ZM79 82V81H78ZM25 83H26V81H25ZM30 83V82H29ZM47 83V84H48ZM52 83H54V82H52ZM74 83V82H73ZM77 83V82H76ZM82 83V82H81ZM81 83H80V85H77L78 87L79 86H81ZM88 83V82H87ZM86 83V84H87ZM114 83V84H113ZM117 83H118V85H120L119 87H120V91L121 92H116V90L119 88L118 86L116 87V85H117ZM122 83H123V81H122ZM184 82H182V84H183ZM194 83V82H193ZM26 84H28V83H26ZM43 84V83H42ZM55 84V83H54ZM69 84H70V82H69ZM79 84V83H78ZM181 84V83H180ZM181 84V86H183ZM197 84V83H196ZM33 85V84H32ZM49 85H51V82H50V84ZM62 85V84H61ZM60 85V86H61ZM88 85V84H87ZM113 85H115L114 87H112ZM126 85V84H125ZM187 85V84H186ZM24 86V87H23ZM67 86H69V85H67ZM90 86V85H89ZM88 86V87H89ZM195 86V85H194ZM207 86V87H206ZM27 87V86H26ZM25 87V88H26ZM35 87V86H34ZM33 87V89H35ZM42 87H43V85H42ZM63 87V86H62ZM74 87V86H73ZM124 87V88H123ZM129 87V88H128ZM193 87V86H192ZM53 88V87H52ZM57 88V87H56ZM55 88V89H56ZM64 88H66L67 89V87H65L64 86ZM72 88V87H71ZM80 88V87H79ZM82 89V91H85V88H84V90H83V87H81ZM94 88H95V86H94ZM116 88V89H115ZM127 89L126 90V92H125V90L124 89ZM182 88V87H181ZM185 88H187V87H185ZM196 88H197V85H196ZM196 88L194 87V89L196 90ZM40 89V88H39ZM38 89V90H39ZM142 89V90H141ZM179 89V88H178ZM42 90V89H41ZM43 90L45 91L46 90V86H44V88H43ZM68 90H70V88H68ZM92 90V89H91ZM180 90V89H179ZM189 90H190V88H189ZM188 90V91H189ZM35 91H36V89H35ZM44 91H43V93H44ZM47 91V90H46ZM51 91H52V89H51ZM53 91H54V89H53ZM57 91H58V88L56 89V92H54V93H57ZM71 91H73L72 89H71ZM78 91H79V89H78ZM81 91V92H82ZM89 91V90H88ZM87 91V92H88ZM99 91V92H98ZM194 91V90H193ZM41 92V91H40ZM48 92V91H47ZM47 92H45V93H47ZM66 92V91H65ZM77 92V91H76ZM86 92V91H85ZM93 92H94V89H93ZM155 92V93H154ZM189 92H191V90L189 91ZM199 92V91H198ZM34 93H37V91L36 92H34ZM42 93V94H43ZM49 93V92H48ZM51 93H53V92H51ZM59 93H60V91H59ZM59 93H57V95L59 94ZM62 93H64V92H62ZM61 93V94H62ZM70 92H67V94H69ZM74 93H75V88H74ZM77 93H80V91L79 92H77ZM76 93V94H77ZM91 94V96H92V91L90 92ZM196 93V92H195ZM194 93V94H195ZM2 94V95H3ZM81 94V93H80ZM86 94V93H85ZM84 94V95H85ZM153 94V95H152ZM156 94V95H155ZM158 94V95H159ZM181 94H183V93H181ZM185 94H187L186 92H185ZM204 94H205V97H204ZM209 94V95H208ZM27 95V94H26ZM46 95V94H45ZM51 95V94H50ZM49 95V97L51 98V96ZM57 95H55V97L57 96ZM65 95V94H64ZM75 95V94H74ZM94 95V94H93ZM157 95V96H158ZM190 95V94H189ZM201 95V96H200ZM25 96V95H24ZM38 96H41V94H38ZM79 96V95H78ZM95 96V97H96ZM136 96H139V101H138V99H136L137 100V102H136V100H133V98L134 97H136ZM160 96V95H159ZM163 95H161L160 96V98L162 97ZM166 97V98H169V97ZM43 97H44V95H43ZM42 96L40 97L41 98V100L43 101L42 103L45 105V103L44 102H46V103H48L47 102V99L45 98V97H47V96H45L44 98H45V100H43L44 98H43ZM49 97H48V99H49ZM58 97V96H57ZM62 97V96H61ZM68 97V96H67ZM190 97V96H189ZM207 97V98H206ZM39 98V97H38ZM40 98H39V100H40ZM64 98H66V97H64ZM74 98V97H73ZM88 98H90V97H88ZM88 98H87V100H88ZM93 98H94V96H93ZM138 98V97H137ZM183 98V99H184ZM204 98V99H203ZM8 99V100H7ZM34 99V100H33ZM57 99V98H56ZM68 99H71L70 98V96H69V98ZM76 99V98H75ZM159 99V98H158ZM157 99V100H158ZM164 99V98H163ZM162 99V100H163ZM181 99V100H180ZM188 98H186L185 100H187ZM22 100V103L20 102ZM38 100V101H39ZM54 100V99H53ZM59 100V99H58ZM64 100H66V99H64ZM63 100V101H64ZM78 100V99H77ZM131 100H133V101H131ZM165 100V99H164ZM163 100V103H162V101L160 102H158V103H162V104H164V103H166V102H169V103H171L170 102V100H172V98H169L168 100H166V102ZM185 100H183L182 102H184ZM193 100H195V99H193ZM26 103V104H24V102ZM30 101V102H29ZM49 101V100H48ZM68 101H71V100H68ZM151 101V100H150ZM152 101H153V99H152ZM196 101L198 102L199 100H197L196 99ZM200 101H199V103H200ZM67 102V101H66ZM117 102H119L118 104H117ZM202 102V101H201ZM6 105H4V104ZM38 103H41L40 101L38 102ZM50 103V102H49ZM51 103H52V100H51ZM54 103V102H53ZM56 103V102H55ZM54 103V104H55ZM57 103H58V101H57ZM86 102H84V104H85ZM152 103V102H151ZM157 103V102H156ZM169 103H167V104H169ZM192 103L195 105V102H193L192 101ZM199 103H197V104H199ZM36 104V103H35ZM34 104V105H35ZM60 104V103H59ZM65 104V103H64ZM73 104V103H72ZM75 104H77V103H75ZM80 104V103H79ZM91 104H90V106H91ZM124 104V105H125ZM193 104L191 105V106H193ZM2 105H4V107H6L5 109H6V111H4V107H2ZM8 105H9V107H8ZM39 105H42V104H39ZM47 105V104H46ZM43 106L42 105V107H40V108H42L43 109V107H47V106ZM74 105V104H73ZM73 105H72V107H73ZM83 105V104H82ZM82 105H80V106H82ZM87 105V104H86ZM121 105V104H120ZM133 105H132V107H133ZM148 105H149V103H148ZM147 105V106H148ZM186 105V104H185ZM36 107H37V109L39 110V106H37V104L35 105ZM35 106L33 107V106H31V107H33L34 109H35ZM50 106V105H49ZM52 106V105H51ZM55 106H57V104L55 105ZM67 106V104H65L64 105V107H66ZM74 106H76V105H74ZM78 106V105H77ZM90 106L88 107V108H90ZM95 106V107H94ZM168 106H170V107H172V106H174V105H167V107ZM195 106H197V105H195ZM200 106V104L198 105V107ZM57 107H61L62 108V106H57ZM86 107V106H85ZM121 107V109H119L118 111H125V108H122L123 107V105L122 106H120ZM119 106H118V108H120ZM124 107H127V105H125ZM183 107V106H182ZM194 107V106H193ZM193 107H190L189 109H190V111H192V109H193ZM208 107V106H207ZM26 108H28V109H26ZM51 108V107H50ZM50 108H48V109H50ZM54 108V107H53ZM70 108V107H69ZM83 108V107H82ZM129 108H131V107H129ZM128 107H127V109H129ZM154 108V107H153ZM161 108H162V106H161ZM25 109H26V111H27V113L25 112ZM36 109V110H37ZM55 110H56V108H54ZM54 109H52L51 108V111L52 110H54ZM73 109V108H72ZM72 109H71V111H72ZM79 109V108H78ZM91 109V108H90ZM90 109H87V110H90ZM115 109H117L116 111H115V113H113L112 115H111V113L112 112H114V110ZM149 109H150V107H149ZM159 109V108H158ZM169 109V108H168ZM173 109V108H172ZM195 110H196V107L194 108ZM31 110H33L32 108H31ZM34 111V115H36V113H38L37 111ZM44 110H46V108L44 109ZM62 110V109H61ZM63 110H65L64 108H63ZM62 110V111H63ZM69 110V109H68ZM76 110V109H75ZM131 110V109H130ZM129 110V111H130ZM133 110V109H132ZM141 110H143V109H141ZM150 110H153L152 108L150 109ZM164 110V109H163ZM170 110V109H169ZM19 111H21V113L19 112ZM59 111V110H58ZM86 111V110H85ZM136 111V110H135ZM154 111L155 112H157V111H159L160 112V109L159 110H155L154 109ZM153 111V112H154ZM172 111V110H171ZM203 111V110H202ZM40 113L42 112L43 113V111L42 110H40L39 111ZM45 112H48V111H45ZM69 112V111H68ZM81 112V111H80ZM125 112H127V111H125ZM124 112V113H125ZM132 112V111H131ZM161 112H162V110H161ZM165 112V111H164ZM161 113L160 115H163V114H165V113H167V112H165V113ZM187 112V111H186ZM196 112V114L198 113L197 111H195ZM31 113H33V112H31ZM48 113H50V112H48ZM53 113V112H52ZM75 113V112H74ZM78 113V112H77ZM82 113H84V112H82ZM82 113H80V114H82ZM119 114L121 113V112H118ZM123 113V114H124ZM129 113V112H128ZM10 114V115H9ZM19 114H20V116H19ZM55 114V113H54ZM72 114V113H71ZM79 114V115H80ZM86 114V112L84 113V115ZM119 114H117V115H119ZM133 113H131V115H130V113H129V115L130 116H134L135 115V113H134V115H132ZM151 114H153V113H151ZM193 114H194V112H193ZM39 115V114H38ZM48 115V114H47ZM73 115H75V114H73ZM116 115V116H117ZM128 115V116H129ZM10 116H11V118H10ZM41 116V115H40ZM43 116V115H42ZM49 116V115H48ZM56 116V115H55ZM66 116V115H65ZM76 116V115H75ZM81 116V115H80ZM79 116V117H80ZM87 116V115H86ZM88 116H89V114H88ZM115 116V117H116ZM126 117H128L127 115H125ZM136 116V115H135ZM137 116H139V115H137ZM140 116H141V114H140ZM140 116H139V118H140ZM143 116V115H142ZM151 116V115H150ZM197 116V115H196ZM7 117H9V119L7 118ZM35 116H33V118H34ZM44 117H46V116H44ZM44 117H41V118H44ZM61 117H62V115H61ZM73 117V116H72ZM77 117V116H76ZM76 117H74V118H76ZM81 117H85V116H81ZM90 117V118H91ZM122 118V115H119V119H121ZM167 117V116H166ZM199 117V116H198ZM36 118H40V117H36ZM36 118H35V120H36ZM47 118V117H46ZM70 118V117H69ZM109 118H108V120H109ZM125 118V117H124ZM136 119H139L138 117H135ZM45 119V118H44ZM63 119H65V118H63ZM125 119H127V118H125ZM133 119V118H132ZM132 119L130 120V121H132ZM41 120V119H40ZM46 120V119H45ZM48 120V119H47ZM53 120V119H52ZM51 120V121H52ZM57 120V119H56ZM79 120V119H78ZM86 120V119H85ZM88 120H89V118H88ZM107 120V121H108ZM128 120H129V117H128ZM179 120V123L181 122L182 123V120L180 121ZM31 121H33V120H31ZM50 121V122H51ZM59 121H61V120H59ZM63 121V120H62ZM65 121V120H64ZM63 121V122H64ZM74 121H76V120H74ZM83 121V120H82ZM82 121H80L79 120V123L80 122H82ZM109 121H111V120H109ZM121 121H124V119L123 120H121ZM127 121V120H126ZM125 121V122H126ZM69 122V121H68ZM67 122V123H68ZM73 122V121H72ZM78 122V121H77ZM86 122V121H85ZM136 122H138V121H136ZM158 122H160V120L158 121ZM31 123V122H30ZM29 123V124H30ZM36 123V122H35ZM37 123H38V121H37ZM41 123H43V122H41ZM40 123V124H41ZM58 123V122H57ZM66 123V122H65ZM84 123V122H83ZM82 123V124H83ZM90 122L88 121V124H89ZM112 123H114L115 125L114 126H116V121H112ZM112 123H107L106 124V121H105V123L104 124H102L103 125V127H102V125H99L98 126V128L96 127L95 129L96 130H94L93 132H95V136H94V134H93V136L94 137H91V135H92V133H91V135H90V139L92 140V139H94V138H97V139H94V140H92L91 142H93L94 141V143H91V144H93V145H95V143L97 142V143H100L101 144V142H103V141H101L102 140V138H103V135H104V139H105V137H108L109 139L111 138L110 136H112V134L110 135V134H108V135H110V136H106L107 135V133L108 132H110L111 130H112V128H114V126L112 127ZM122 123V122H121ZM128 124H130L129 122H127ZM176 123V124H175ZM44 124V123H43ZM55 124V123H54ZM59 124H60V122H59ZM69 124V123H68ZM91 124V123H90ZM108 124H112L111 126L110 125H108ZM154 124V123H153ZM154 124V125H155ZM7 125V124H6ZM9 125V124H8ZM8 125H7V127H8ZM57 125V124H56ZM55 125V126H56ZM62 125V124H61ZM61 125H59V126H61ZM71 124H69V126H70ZM73 125V124H72ZM85 125V124H84ZM83 125V126H84ZM132 125V124H131ZM133 125H135L136 126V124L134 123ZM173 125V126H172ZM27 127H28V124L26 125ZM41 126H42V124H41ZM53 126V125H52ZM59 126H57V127H59ZM68 126V125H67ZM78 126H79V124H78ZM89 126L90 125H88V127L87 128H89ZM91 126H93V124H91ZM90 126V127H91ZM134 126V127H135ZM163 126V125H162ZM6 127V126H5ZM5 128V131H6V129H8V128ZM12 127H13V125H12ZM15 127H13L14 128V130H15ZM22 127H25V126H22ZM34 127V126H33ZM36 127H38V126H36ZM49 127H51V126H49ZM82 127V126H81ZM81 127H79V128H81ZM126 127L127 128H129V127H131L130 129H128L127 131H126ZM11 128V127H10ZM43 128H44V126H43ZM47 128V127H46ZM53 128V127H52ZM51 128V129H52ZM62 128V127H61ZM64 128V127H63ZM75 128V127H74ZM78 128V129H79ZM111 128V129H110ZM116 128V129H117ZM137 128V127H136ZM154 128L155 129H157V130H154ZM170 128H167L168 130L170 129ZM22 129V128H21ZM21 129H19L20 131H23V129L21 130ZM27 128H25V132L27 131V134L29 133V131H28V129L26 130ZM31 129H33V128H31ZM41 129V128H40ZM48 129V128H47ZM50 129V128H49ZM57 129V128H56ZM76 129V128H75ZM85 129H86V127H85ZM94 129V127L93 128H90L89 130L91 131V130H93ZM162 129V130H161ZM166 129V132L165 133H167V132H169V134H170V130L172 131L173 129H170L169 131ZM177 129V128H176ZM182 129V130H183ZM4 130V129H3ZM10 130V129H9ZM18 129H16V131H17ZM53 130V129H52ZM72 130H73V127H72ZM80 130V129H79ZM13 131V130H12ZM31 131V130H30ZM38 131H40V130H38ZM44 131V130H43ZM49 131V130H48ZM84 131H87V134H85L84 133ZM83 131V133H81V135H83L84 134V136H82L85 140H86V142L88 141L85 137H88V136H85V135H88V134H90V131H88V129L87 130H84ZM112 131H114V129L112 130ZM174 131V130H173ZM7 132V131H6ZM32 132V131H31ZM37 132V131H36ZM41 132H42V130H41ZM75 132H81V131H76L75 130ZM102 132V134L100 135V133ZM159 132V133H160ZM177 132V131H176ZM3 133H5L4 131H3ZM8 133V132H7ZM6 133V134H7ZM17 133V132H16ZM15 132H13V134L15 135L16 134ZM23 133V132H22ZM40 132H37L36 134H39ZM43 133H45V132H43ZM49 133V132H48ZM48 133H46V134H48ZM113 133V132H112ZM192 133V134H191ZM66 134H67V132H66ZM73 134V133H72ZM71 134V135H72ZM158 134V133H157ZM161 134V136H162V133H160ZM169 134H167V135H169ZM174 134H175V132H174ZM14 135H12V136H14ZM17 135V134H16ZM33 135V134H32ZM32 135L31 136H29V137H32ZM52 135H53V132H52ZM74 135H76V133L74 134ZM74 135H72V136H74ZM100 135V136H99ZM171 135V134H170ZM169 135V136H170ZM206 135H208L209 137L210 136H213L214 138L212 139V137L210 138V139H212V140H209L208 138H206L207 136ZM6 136H8V135H5V137ZM45 136V135H44ZM49 136V135H48ZM54 136V135H53ZM63 136H65V135H63ZM77 136V135H76ZM97 136V137H96ZM117 135H115V133L113 134V138H115ZM119 136V135H118ZM175 136V135H174ZM178 136H180V135H178ZM188 136H190L191 138H190V140H187V137ZM206 136V137H205ZM9 137H11V135L9 134ZM17 137V136H16ZM28 137V136H27ZM26 136H25V138H27ZM36 137V136H35ZM50 137V136H49ZM57 137V136H56ZM68 137V136H67ZM79 137H80V133H79ZM199 137H201V138H199ZM19 138V137H18ZM37 138H38V136H37ZM44 138V137H43ZM54 138V137H53ZM73 138V137H72ZM197 138H199V139H197ZM202 138V139H203ZM9 139V138H8ZM14 139V138H13ZM35 139V138H34ZM41 139V138H40ZM48 139H50V138H48ZM68 139H69V137H68ZM78 139V138H77ZM82 138H80V140H81ZM170 139H169V142L168 143H170ZM174 139H176V138H174ZM202 139L200 140L201 141V143H202ZM203 139V140H204ZM18 140V139H17ZM29 140H31V139H29ZM33 140V139H32ZM36 140V139H35ZM34 140V141H35ZM38 140V139H37ZM42 140V139H41ZM76 139H71V141H75ZM83 140V139H82ZM95 140H96V142H95ZM107 140V139H106ZM105 140V141H106ZM160 140V141H159ZM181 140H182V138H181ZM213 140H215V141H213ZM8 141V140H7ZM14 141H16V140H14ZM39 141V140H38ZM49 141V140H48ZM70 141V142H71ZM101 141V142H100ZM109 141V140H108ZM114 142H115V139L113 140ZM195 141V142H196ZM197 141V144L199 143ZM213 141V142H212ZM28 143H30L31 141H27ZM37 142V141H36ZM39 142H41V141H39ZM69 142V141H68ZM79 142V141H78ZM80 142H82V143H80ZM78 144H85L86 145V143L84 142L83 143V141H80ZM89 143H90V140L88 141ZM87 142V143H88ZM118 142V141H117ZM116 142V143H117ZM155 142H157V143H155ZM181 142V141H180ZM194 142V143H195ZM12 143H13V140H12ZM12 143H10L9 142V144H6V142L4 143L5 145H3V146H1L0 147V210H1V208L2 207H6V206H3V204L4 205H6V203L7 204H11V207H8L6 210V212H3V213H5L4 215H6V217L5 218H3V219H1L4 215H1V217H0V264H51L49 261H48V259H52L51 258V256L48 258V256L50 255L49 254V252H48V254H45L44 252H42V250H44V249H42L43 248V244H41V241H43V240H45V236H44V234L45 235H47L48 234V236H50V235H52V234H54V233H52L51 231L49 232V231H46V230H48L47 228L49 227V222H44L43 221V223H41L40 221H42L43 219V217H41V215H36V214H40V213H38L37 212V210H35L34 208L35 207H33L34 206V204H33V206H32V203H34L33 202V200H31V199H28V194L26 195V194H24V193H20V192H23L22 190H20V192H18V189L17 190H13V187H12V189L10 188L11 187V185H12V183L14 182L13 181V179H11V176H15V175H13L17 170H18V168L20 167L21 169H22V167L23 166H25L27 163H28V157H30L31 155V153H32V151H33V147H32V145H23L22 146V143L21 142H19L18 141V143L17 142H15L16 144H12ZM19 143H21V144H19ZM26 143V142H25ZM35 143V142H34ZM48 143V142H47ZM49 143H51L50 141H49ZM48 143V144H49ZM54 144H55V142H53ZM58 143V142H57ZM76 143V142H75ZM204 143H205V141H204ZM1 144V143H0ZM33 144V143H32ZM59 144V143H58ZM78 144H75V146H74V148L72 147L71 148V146H69L72 150H75L76 148L75 147H77L78 146ZM99 144V145H100ZM182 144H183V142H182ZM186 144V145H187ZM35 145V144H34ZM47 145V144H46ZM51 145V144H50ZM105 144H103L102 146H104ZM109 146H110V144H108ZM115 145V144H114ZM166 147H165V146ZM170 145H171V143H170ZM185 145V146H186ZM195 145V144H194ZM194 145H191V146H193L192 148L194 149ZM58 146H60V145H58ZM63 146V145H62ZM68 146V145H67ZM67 146H63L64 148L65 147H67ZM83 146V145H82ZM185 146L184 147H182V148H185ZM198 146V145H197ZM201 146V145H200ZM199 146V147H200ZM204 146H206V144H204ZM48 147H49V145H48ZM85 147V146H84ZM112 147L114 148V146L112 145ZM112 147H111V149H112ZM162 147V148H161ZM35 148V147H34ZM52 149H53V147H51ZM80 148V147H79ZM83 148V147H82ZM82 148H80V149H82ZM108 147H106V149H107ZM115 148H116V146H115ZM113 149V150H115L116 151V149ZM166 148V149H167ZM195 148H197L196 147V145H195ZM37 149H40V148H37ZM51 149V150H52ZM59 149V148H58ZM103 149H105L104 147H103ZM129 149L131 150V149H133L132 151H130L129 152ZM163 149V150H162ZM199 149V148H198ZM45 150V149H44ZM55 150V149H54ZM71 150V151H72ZM86 150H88V148L86 149L85 148V151ZM90 150V149H89ZM109 150V149H108ZM112 150V151H113ZM155 150V151H154ZM41 151H43V150H41ZM46 151V150H45ZM45 151H43V152H45ZM56 151H58V150H56ZM78 151V150H77ZM102 151V150H101ZM126 151H128V152H126ZM147 151H148V154L147 155H149L148 157H143V156H145L146 155V153H147ZM50 152H52V151H50ZM79 152H81V150H79ZM87 152H89V151H87ZM99 152V151H98ZM108 152V151H107ZM116 152H118V151H116ZM135 152H136V154H135ZM145 152V153H144ZM188 152V156L186 157V158H184L183 160H181V157L182 156H184L185 155V153H187ZM34 153V152H33ZM36 153V152H35ZM48 153V152H47ZM101 153V152H100ZM104 153V152H103ZM114 153V152H113ZM143 153L145 154V155H143ZM163 153V152H162ZM202 153H204L203 155H202ZM39 154H41V153H39ZM39 154H37V155H39ZM79 154H81V153H79ZM86 154V153H85ZM91 154V153H90ZM90 154H89V159H90ZM97 154H99V153H97ZM102 154V153H101ZM111 154H112V152H111ZM116 154V153H115ZM114 154V155H115ZM158 154V155H159ZM200 154V155H199ZM54 155V154H53ZM55 155H56V153H55ZM54 155V156H55ZM58 155H60V154H58ZM57 155V156H58ZM91 155H93V153L91 154ZM100 155V154H99ZM110 155V153L108 154V156ZM113 155V154H112ZM118 155V154H117ZM116 155V156H117ZM124 155H122V156H124ZM143 155V156H142ZM199 155V156H198ZM34 156H35V154H34ZM40 156V155H39ZM44 156V155H43ZM46 156V155H45ZM56 156V157H57ZM80 156V155H79ZM82 156V155H81ZM87 156V155H86ZM115 156V157H116ZM118 156H120V155H118ZM124 156V157H125ZM135 156V157H134ZM156 156L155 157H153V158H156ZM27 157V158H26ZM31 157H33V156H31ZM41 157V156H40ZM49 158H53V157H50V156H48ZM60 157V156H59ZM83 157V156H82ZM88 157V156H87ZM93 157V156H92ZM129 157V158H130ZM35 158H37V157H35ZM35 158H33V159H35ZM78 158V157H77ZM80 158V157H79ZM84 158H86V157H84ZM98 159V156H94V160L95 159ZM105 157L103 156V159L101 158V160L104 162V160L107 158H105ZM109 158V157H108ZM132 158V157H131ZM133 158H132V160H133ZM153 158H151V160L153 159ZM160 158V159H161ZM27 160V163H25L26 161H24V163H22L23 162V160ZM112 159V158H111ZM115 159V158H114ZM113 159V160H114ZM118 159V160H117ZM124 159H126V158H123V159H119V157H117L116 158V160H108V161H110V162H112L114 165H112V166H115V163H117V162H119V166L120 165H123L122 163L124 162ZM32 160V159H31ZM41 160V159H40ZM43 160H45V159H43ZM47 160V159H46ZM61 160L63 161V159L61 158ZM68 160V159H67ZM82 160H84V159H82ZM86 160V159H85ZM93 160V161H94ZM120 160V161H119ZM140 160V159H139ZM148 160V159H147ZM146 160V161H147ZM156 160V159H155ZM30 161V160H29ZM37 161H39V160H37ZM55 161V160H54ZM75 161H77L76 159H75ZM74 161V162H75ZM79 161H80V159H79ZM97 161V160H96ZM95 161V162H96ZM137 161V160H136ZM141 161H137V162H133V164L134 163H142ZM148 161H150V160H148ZM158 161V160H157ZM31 162V161H30ZM32 162H33V160H32ZM31 162V163H32ZM40 162V161H39ZM56 162V161H55ZM65 162V161H64ZM73 162V161H72ZM81 162H83V161H81ZM81 162H80V165H81ZM84 162H86V161H84ZM83 162V163H84ZM103 162H101V163H103ZM121 162V163H120ZM126 162H127V160H126ZM152 162V161H151ZM166 162V161H165ZM168 162H166L165 164L166 165H164L165 167L166 166H168ZM31 163H29V164H31ZM44 163V162H43ZM42 163V164H43ZM45 163H48V161L47 162H45ZM52 163H53V161H52ZM65 163H68V162H65ZM65 163H63V164H65ZM76 163V162H75ZM87 163V162H86ZM96 163H100V161H97ZM107 162H104V164H106ZM111 163V164H112ZM143 163H142V165H143ZM159 163V162H158ZM178 163V162H177ZM228 163V164H227ZM22 164H23V166H22ZM36 164V163H35ZM34 164V165H35ZM40 164V163H39ZM61 164H62V162H61ZM62 164V165H63ZM69 164H71V163H69ZM68 164V165H69ZM78 164V163H77ZM109 164V162L105 165V166H107ZM111 164H109V165H111ZM131 164V163H130ZM129 164V165H130ZM133 164H131V165H133ZM136 164H134V165H136ZM148 164V163H147ZM147 164H145V165H147ZM151 164V163H150ZM162 165H163V163H161ZM28 165V164H27ZM73 165V164H72ZM75 165V164H74ZM80 165H78V166H80ZM86 165V164H85ZM116 165H118V163L116 164ZM130 165V166H131ZM138 165V164H137ZM137 165L135 166V167H137ZM152 165V164H151ZM156 165H159V164H156ZM172 165H173V163H172ZM175 165V164H174ZM36 167H38V165H35ZM35 166L33 167L34 169H35ZM60 166V165H59ZM65 166H66V164H65ZM88 166V165H87ZM86 166V167H87ZM104 166V167H105ZM124 166H125V164H124ZM130 166H128V164H126V167H130ZM140 166V165H139ZM138 166V168H140ZM177 166V167H178ZM31 167V168H32ZM57 167V166H56ZM62 167V166H61ZM68 167V166H67ZM66 167V169H68ZM86 167H85V169H86ZM109 167H111V166H109ZM122 167V166H121ZM152 167V166H151ZM158 167V166H157ZM170 167V166H169ZM24 168V167H23ZM28 168V167H27ZM26 168V169H27ZM40 168H42V165H41V167ZM49 168V167H48ZM55 168V167H54ZM74 168H77L76 167V165H75V167ZM99 169V167H96L95 168V170L96 169ZM101 168V167H100ZM114 168V167H113ZM116 168L118 169L119 167H117L116 166ZM123 168V167H122ZM122 168H120V169H122ZM134 168V167H133ZM145 167H143L142 169H144ZM156 168V167H155ZM154 168V169H155ZM168 168V167H167ZM226 168V169H227ZM26 169H24V170H26ZM36 169H38V168H36ZM46 169V168H45ZM62 169V168H61ZM81 169V167L79 168V170ZM85 169H84V171H85ZM102 169V168H101ZM105 169H106V167H105ZM109 169V168H108ZM112 169V168H111ZM111 169H110V172H113V171H111ZM124 169L126 170V168L124 167ZM124 169H122V170H124ZM130 169H132V167L130 168ZM129 169V170H130ZM141 169V170H142ZM158 169V168H157ZM230 169H231V167H230ZM230 169H227L228 171L230 170ZM40 170V169H39ZM43 170V169H42ZM49 170V169H48ZM56 170H59V169H56ZM72 170V169H71ZM78 170V171H79ZM91 170V169H90ZM94 170V169H93ZM107 170V169H106ZM106 170H104V171H106ZM113 170V169H112ZM137 170H140V169H137ZM136 169H135V171H137ZM163 170V169H162ZM225 171V173L226 174H228V171ZM19 171V170H18ZM23 171V170H22ZM29 171H32V170H29ZM51 171H52V169H51ZM55 171V170H54ZM53 171V172H54ZM62 171H63V169H62ZM65 171V170H64ZM73 171V170H72ZM82 171V170H81ZM103 171V170H102ZM103 171V172H104ZM108 171V170H107ZM114 171H115V169H114ZM116 171H118V170H116ZM132 171H134L133 169H132ZM132 171H131V173H132ZM143 171V170H142ZM146 171V170H145ZM160 171V170H159ZM232 171V170H231ZM20 172V171H19ZM25 172V171H24ZM34 172V171H33ZM32 172V173H33ZM36 172H38L37 170H36ZM56 172V171H55ZM61 172V171H60ZM98 172H100V169H99V171ZM123 172V171H122ZM122 172H119L118 171V175H120V173H122ZM140 172V171H139ZM138 172V173H139ZM148 172V171H147ZM153 172V171H152ZM239 172H241V173H239ZM17 173V172H16ZM35 173V172H34ZM38 173H41V171L40 172H38ZM44 173V172H43ZM42 173V174H43ZM46 173V172H45ZM44 173V174H45ZM71 173V171H69V174ZM73 173V172H72ZM108 173V172H107ZM142 173V172H141ZM160 173H162V172H160ZM189 173H190V177L188 176L189 175ZM230 173H232V172H230ZM31 174V173H30ZM53 174V173H52ZM57 175H58V173H56ZM77 174V173H76ZM75 174V175H76ZM100 174V173H99ZM101 174H102V172H101ZM116 174V175H117ZM123 174V173H122ZM125 174V173H124ZM124 174H123V176H124ZM129 174H130V172H129ZM133 174V173H132ZM131 174V175H132ZM143 174H145V173H143ZM143 174H142V176H143ZM149 174H151L150 172H149ZM148 174V175H149ZM225 174V175H226ZM237 174V177H235V178H240V176ZM18 175V174H17ZM16 175V176H17ZM26 175V174H25ZM24 175V176H25ZM34 175V174H33ZM48 175H50V173L48 174ZM63 175H64V173H63ZM96 175V174H95ZM95 175L93 176V177H95ZM136 175H137V173H136ZM224 175V174H223ZM230 175V174H229ZM21 176V175H20ZM23 176V175H22ZM23 176V177H24ZM28 176V175H27ZM30 176H32V174L30 175ZM36 176V175H35ZM53 176V175H52ZM77 176H78V174H77ZM113 176V175H112ZM127 176V175H126ZM153 176H154V174H153ZM161 176V175H160ZM185 176V177H184ZM232 176V178H233V176H236V175H234V173H233V175H231ZM231 176H229V180H230V177ZM41 177V176H40ZM43 177V176H42ZM47 177H50V176H47ZM55 177H57V176H55ZM59 177V176H58ZM58 177L56 178V179H58ZM73 177V176H72ZM79 177V176H78ZM85 177V176H84ZM92 177V178H93ZM119 177H121V179L123 178L122 176H119ZM118 177V178H119ZM129 175H128V178L127 179H125V177H124V180H133L132 179V177H130L131 179H129ZM165 176H163L162 178H164ZM187 177V178H186ZM28 179H29V177H27ZM35 178H37V177H35ZM51 178V177H50ZM61 178V177H60ZM64 177H62V179H63ZM87 178V177H86ZM88 178H90V177H88ZM117 178V176H113V177H109V178H105L106 180H107V183L106 184H108V182L109 181H111L112 180V183H113V185H115L114 184V180L116 179V180H119ZM133 178H136V177H133ZM138 178H139V175H138ZM147 178H152V180H153V177H146V179ZM154 178H156V176L154 177ZM17 179V178H16ZM18 179H20L19 177H18ZM17 179V180H18ZM34 179V178H33ZM32 179V180H33ZM48 179V178H47ZM54 179V178H53ZM64 179H66L67 180V178H64ZM137 179V178H136ZM142 179V178H141ZM157 179V178H156ZM159 179V181H161L160 180V178H158ZM167 179V178H166ZM165 179V180H166ZM228 179H227V182L229 183V181H228ZM21 180V179H20ZM25 180V179H24ZM55 180V179H54ZM70 180H71V178H70ZM75 180V179H74ZM79 180H81V179H79ZM83 180H85L84 178H83ZM101 180V181H100ZM115 180V182H117ZM151 180V179H150ZM181 180V183H182V179H179V181ZM233 180V179H232ZM13 181V182H12ZM22 181V180H21ZM27 181V180H26ZM35 181V180H34ZM33 181V182H34ZM41 181H42V179H41ZM60 181V180H59ZM69 180H67V182H68ZM94 181H97V180H94ZM93 181V182H94ZM98 181L99 182H102V179H98ZM98 181H97V183H98ZM135 180H133L132 182H134ZM144 181H146V180H144ZM143 181V182H144ZM154 181H156V180H154ZM158 181V180H157ZM159 181L157 182V183H159ZM173 181V180H172ZM178 181V182H179ZM225 181H226V178H225ZM231 181V180H230ZM32 182V181H31ZM32 182V183H33ZM39 182V181H38ZM48 182H50V183H53V182H51V180L49 179V181ZM47 181H46V183H48ZM56 182V181H55ZM54 182V183H55ZM62 182V181H61ZM60 182V183H61ZM64 182V181H63ZM70 182V181H69ZM77 182V181H76ZM76 182L74 183L75 184V186H77L78 185V183L76 184ZM79 182V181H78ZM81 182V181H80ZM104 182V181H103ZM150 182V181H149ZM166 182H169V181H166ZM170 182H171V180H170ZM187 181H184V183H186ZM232 182V181H231ZM29 182H27V184H28ZM41 183H45L44 181L43 182H41ZM49 183V184H50ZM59 183V184H60ZM65 184H66V182H64ZM64 183H63V187H65L64 186ZM82 183V182H81ZM80 183V184H81ZM90 183V182H89ZM105 183H103V186H104V184ZM136 183V182H135ZM135 183H133V184H135ZM163 183V182H162ZM173 183V182H172ZM184 183H183V185H184ZM189 183V182H188ZM233 183H235V185L237 184V181H235V182H233ZM18 184V183H17ZM22 184V183H21ZM36 184H38L39 185V183H36ZM56 184V183H55ZM59 184H57V186L59 185ZM62 184V183H61ZM70 184H71V182H70ZM80 184H79V186H80ZM83 184H84V181H83ZM105 184V185H106ZM136 184H138V183H136ZM139 184H141V182L139 183ZM144 184V183H143ZM142 184V185H143ZM152 184H154L153 182H152ZM151 184V185H152ZM155 184H156V182H155ZM164 184V183H163ZM162 184V185H163ZM201 184H202V187L204 186V184H205V186H204V188L202 189L201 188ZM232 184V183H231ZM15 185V184H14ZM18 185H20V184H18ZM41 185V184H40ZM46 185V184H45ZM72 185H73V182H72ZM101 185H102V183H101ZM126 185V184H125ZM150 185V184H149ZM158 185L159 186H162L161 185V183L160 184H157V187H158ZM176 185H177V182H176ZM234 185V184H233ZM240 185V184H239ZM242 185V184H241ZM17 186V185H16ZM22 186V185H21ZM25 186V185H24ZM28 186H29V184H28ZM33 186H34V184L32 185V188H33ZM37 186V185H36ZM43 186V185H42ZM49 187H51L50 185H48ZM54 186V185H53ZM56 186V185H55ZM69 186V185H68ZM84 186H85V184H84ZM108 186H109V184H108ZM110 186L112 187V185L110 184ZM135 186H138V185H135ZM172 186V185H171ZM238 186V185H237ZM17 187H20V186H17ZM39 187V188H38ZM37 188L38 189H42V190H44L43 188H45V186L44 187H41V186H38ZM59 187V186H58ZM61 187V186H60ZM107 187V186H106ZM105 187V188H106ZM111 187H109V189H111ZM130 187V186H129ZM147 187H148V184H147ZM147 187H146V189H147ZM150 187H152V186H150ZM193 187H195V191L193 192ZM15 188V187H14ZM22 188V187H21ZM20 188V189H21ZM24 188V187H23ZM36 188V189H37ZM67 188V187H66ZM112 188H114V187H112ZM118 188V187H117ZM121 188V187H120ZM120 188H118V189H120ZM126 188V187H125ZM134 188H136V187H134ZM144 188V187H143ZM154 188H155V186H154ZM154 188H152L153 190H155ZM162 188V187H161ZM167 188H168V186H167ZM170 188V187H169ZM223 188V187H222ZM27 189V188H26ZM26 189H23L24 191H26ZM29 189V188H28ZM30 189H31V187H30ZM47 189V188H46ZM51 189V188H50ZM54 189V188H53ZM53 189L51 190V191H53ZM85 189V188H84ZM127 189V188H126ZM129 189V188H128ZM130 189H132V188H130ZM146 189H143V190H145L144 192H147L146 191ZM151 188H150V190H152ZM171 189V188H170ZM182 189V188H181ZM202 190V192L200 191V190ZM221 189V188H220ZM223 189H225V188H223ZM35 190V189H34ZM65 190H68V189H65ZM69 190H72V189H69ZM75 190V189H74ZM78 190V189H77ZM77 190H75V191H77ZM89 190V189H88ZM94 190V189H93ZM96 190V189H95ZM136 190V189H135ZM196 190L198 191L199 190V192H198V194H197V192H196ZM226 190V189H225ZM32 191V190H31ZM40 191V190H39ZM46 191V190H45ZM50 191V190H49ZM54 191H55V189H54ZM63 191V190H62ZM79 191H81V190H79ZM78 191V192H79ZM86 191V190H85ZM91 191V190H90ZM89 191V192H90ZM114 191H115V189H114ZM129 191V190H128ZM137 191H138V189H137ZM137 191H136V193H137ZM221 191H222V189H221ZM257 191H259V192H257ZM28 192V191H27ZM26 192V193H27ZM48 192V191H47ZM68 193H69V191H67ZM82 192V191H81ZM88 192V191H87ZM88 192V193H89ZM96 192V191H95ZM95 192H93L94 193V195H92V194H89L90 196H89V199L88 200H91L90 199V197L91 196H96L97 197V193H95ZM117 192H119V191H117ZM131 192V191H130ZM129 192V193H130ZM133 193H134V191H132ZM141 192V191H140ZM139 192V193H140ZM169 192H171V191H169ZM255 192H257V193H255ZM43 193V192H42ZM55 193H57V192H55ZM58 193H61V191H59ZM70 193H71V191H70ZM72 193H74L73 192V190H72ZM72 193H71V195H72ZM77 193V192H76ZM76 193H74V194H76ZM84 193V192H83ZM88 193H86V194H88ZM91 193V192H90ZM107 193H109V192H107ZM121 193V192H120ZM151 193V192H150ZM150 193H149V195H150ZM171 193H173V192H171ZM178 193V192H177ZM182 193H184L183 191H182ZM220 193V192H219ZM31 194V193H30ZM39 194V193H38ZM52 194V193H51ZM85 194V195H86ZM97 194V195H96ZM138 194V193H137ZM148 194V193H147ZM146 194V196H149V195H147ZM152 194V193H151ZM174 194H175V191H174ZM185 194V193H184ZM184 194H179L178 193V196L177 195H173L174 197H176L177 199H180L182 196H184ZM214 194V195H215ZM222 194H223V192H222ZM229 194H231L230 192H229ZM228 194V195H229ZM47 195H50V194H47ZM55 195V194H54ZM56 195H60V194H56ZM76 195H78V194H76ZM79 195L80 196H82L81 195V193L79 192ZM104 195H107V194H104ZM114 195H116L115 193H114ZM124 195V194H123ZM125 195H126V193H125ZM138 195H140V194H138ZM144 195H145V193H144ZM210 195V194H209ZM257 196V197H259L260 198V196ZM29 196H31V195H29ZM36 196V195H35ZM42 196H44V195H42ZM66 196V195H65ZM68 196V195H67ZM75 196V195H74ZM79 196V197H80ZM101 196V195H100ZM119 196V195H118ZM131 196H135L134 194L133 195H131ZM141 196H142V194H141ZM140 196V197H141ZM172 196V195H171ZM173 196H172V198H173ZM238 196H236V197H238ZM251 196H254V197H252L251 198ZM262 196V195H261ZM264 196V195H263ZM33 197V196H32ZM58 197V196H57ZM60 197V196H59ZM62 197V196H61ZM72 197H73V195H72ZM86 197V196H85ZM84 197V198H85ZM99 197V196H98ZM110 197V196H109ZM121 197V196H120ZM123 197H125V196H123ZM123 197L121 198V199H123ZM138 199L140 198V197H138V196H136ZM201 197H203V196H201ZM229 197V196H228ZM256 197V198H257ZM29 198H31V197H29ZM37 198H39V196H37ZM45 198V197H44ZM102 198V197H101ZM100 198V199H101ZM111 198H113V197H111ZM126 198H127V196H126ZM145 198V197H144ZM147 198H149V200L147 201V199H146V201H143L142 199V201L146 204V202H150L151 201V199L152 198H150V197H147ZM155 198V199H154ZM211 198V197H210ZM214 198H216L215 196H214ZM41 199V198H40ZM46 199V198H45ZM48 199V198H47ZM46 199V200H47ZM49 199H52L53 201H54V199H55V196H54V198L51 196V198H50V196H49ZM61 199V198H60ZM63 199H65V198H63ZM73 199V198H72ZM94 199V198H93ZM98 199V198H97ZM106 201H107V199L106 198H104ZM114 199H116L115 197H114ZM119 199V198H118ZM120 199V200H121ZM125 199V198H124ZM175 199V198H174ZM173 199V200H174ZM16 200V201H15ZM31 200V201H30ZM37 200V199H36ZM39 200V199H38ZM37 200V201H38ZM75 200H76V198H75ZM86 200H87V198H86ZM99 200V199H98ZM102 200H103V198H102ZM109 200H110V198H109ZM126 200V199H125ZM128 200H130V199H128ZM145 200V199H144ZM217 200V199H216ZM261 200V199H260ZM15 201V202H14ZM53 201H51V202H53ZM66 200H64V202H65ZM78 200H76V202H77ZM97 201V200H96ZM100 201V200H99ZM114 201H116V200H114ZM130 201H132V200H130ZM135 201V200H134ZM137 201V200H136ZM177 201V200H176ZM206 201H207V199H206ZM221 201V200H220ZM50 202V203H51ZM55 202H58L57 201V199H56V201ZM62 202V201H61ZM70 202V201H69ZM82 202V201H81ZM89 202H91V201H89ZM89 202H88V205L87 204H85V203H83V204H85V206L87 205V207H90L91 208V210L93 209V211H94V209L96 210V209H100V207H102V204H100V203H98L97 205H96V203H94L95 201L93 200V202H91L90 203V205H89ZM110 202H111V200H110ZM110 202H105L106 204H104L103 202V204H104V208L105 207H107L108 205H109V203ZM49 203V204H50ZM121 203V202H120ZM165 203V204H164ZM208 203V204H207ZM220 203V202H219ZM223 203H224V201H223ZM9 204V205H10ZM35 204L37 205L38 203L37 202H35ZM43 204V203H42ZM54 204V203H53ZM56 204L57 203H55V206H56ZM59 204H61V206L63 205L64 207H66V205L67 204H69L68 205V207L69 206H71V207H73L72 205H71V203H67V201L64 203V204H62V203H59ZM59 204H57V206H59ZM66 204V205H65ZM78 204V203H77ZM77 204H76V206H77ZM82 204V205H83ZM108 204V205H107ZM114 204V203H113ZM112 204V205H113ZM136 204V203H135ZM135 204H133V205H135ZM141 204V203H140ZM150 204H151V202H150ZM211 204V203H210ZM234 204H238V206H236V205H234ZM2 205V206H1ZM39 205V204H38ZM37 205V206H38ZM45 205V204H44ZM81 205V204H80ZM107 205V206H106ZM122 205V204H121ZM137 205V204H136ZM142 206H145L143 203L141 204ZM140 205V206H141ZM217 205H218V203H217ZM221 205V204H220ZM224 205V204H223ZM227 205V204H226ZM226 205L224 206V207H226ZM232 205V206H231ZM36 206V207H37ZM51 206H52V204H51ZM61 206H59V207H61ZM98 206V207H97ZM123 206H124V204H123ZM163 206V207H162ZM222 206V205H221ZM260 206V205H259ZM45 207V206H44ZM59 207H56V208H58V210L57 211H59ZM64 207H62V208H60L61 210H63V209H65V210H67V212H69V213H71V214H73L74 215V212H73V208L70 210V208H64ZM118 207V205H117V203H116V207H115V209ZM128 207V206H127ZM127 207H125V208H127ZM138 207V206H137ZM146 207V206H145ZM53 208H55V207H53ZM86 208V207H85ZM140 208V207H139ZM144 208V207H143ZM143 208H141V209H143ZM157 208V207H156ZM39 209V208H38ZM77 209H78V207H77ZM81 209H83V207L81 208ZM102 209V208H101ZM111 209H112V207H111ZM110 209V210H111ZM118 209H119V207H118ZM123 210H125L124 208H122ZM153 209V210H152ZM259 209V210H258ZM51 210V209H50ZM60 210V211H61ZM65 210H64V214L66 215V217H68L67 216V214L68 213H66L65 212ZM68 210H70V211H68ZM88 210V209H87ZM110 210H108L109 211V213H112ZM113 210V209H112ZM120 210V209H119ZM130 210H131V208H130ZM129 210V211H130ZM228 210H230V208L228 209ZM227 210V212H229ZM53 211H54V209H53ZM60 211H59V213H60ZM89 211V210H88ZM87 211V212H88ZM100 212H101V210H99ZM98 211V212H99ZM104 211H105V213H107L106 212V208L104 209ZM121 211V210H120ZM128 211V212H129ZM138 211H140V209L138 210ZM143 211H144V209H143ZM155 211V212H154ZM225 211V210H224ZM63 211H61V213H62ZM97 212V210H96V213H98ZM99 212V214H101ZM127 212V211H126ZM227 212H225V214H227ZM1 213V212H0ZM43 213V212H42ZM45 213V212H44ZM86 213V212H85ZM93 213H95V212H93ZM103 213V212H102ZM108 213V214H109ZM118 213V212H117ZM142 213V212H141ZM232 214V215H236V214ZM261 213V212H260ZM263 213V212H262ZM56 214V213H55ZM230 214V213H229ZM264 214V213H263ZM34 215H36V216H34ZM48 215V214H47ZM56 215H60V214H56ZM62 215V214H61ZM65 215L63 216V217H65ZM78 215V214H77ZM94 215V214H93ZM95 215H97V214H95ZM123 215H125V214H123L122 213V216ZM127 215V214H126ZM129 215V214H128ZM219 215V214H218ZM222 215V214H221ZM231 215V214H230ZM253 215V216H252ZM31 216H33V217H31ZM38 216H40V217H38ZM51 216V215H50ZM70 216V215H69ZM101 216H103V215H101ZM106 216H107V218L108 217H110V215L108 216L107 214H106ZM114 216V215H113ZM116 216V215H115ZM146 216V217H145ZM226 216H228V215H226ZM252 216V217H251ZM31 217V218H30ZM58 217V220H59V216H57ZM71 217H73L72 215L70 216V218ZM76 215L74 216V219L76 220ZM120 217V216H119ZM127 217V216H126ZM129 217V216H128ZM132 216H130V218H131ZM136 217V216H135ZM140 217H142V215L140 214ZM145 217V218H144ZM224 217H225V215H224ZM229 217V216H228ZM237 216H236V218H238ZM257 217H259V219L261 220V222H262V224L260 223H258V222H260L259 220H258V218ZM61 218V217H60ZM78 218H80V217H78ZM116 218V217H115ZM125 218V217H124ZM130 218H128L129 219V221L132 223V219H130ZM230 218H232V216L230 217ZM230 218H229V221H232V220H230ZM27 219H29V220H27ZM47 219V218H46ZM54 219H56V217L54 218ZM53 219V220H54ZM69 219V218H68ZM111 219V218H110ZM110 219H108L109 221H111ZM118 219V218H117ZM126 219V218H125ZM234 219V218H233ZM66 221H67V218L65 219ZM71 220V219H70ZM77 220H79V219H77ZM86 220V219H85ZM85 220H83V221H85ZM97 220V221H96ZM95 221H90V223H93L94 224V222H98L99 223V220L98 219H96ZM115 220V219H114ZM132 220V221H131ZM138 220V219H137ZM140 220H141V218H140ZM238 220V219H237ZM57 221V220H56ZM60 221H62V220H60ZM69 221V220H68ZM109 221L107 222V223H109ZM139 221V220H138ZM234 221V220H233ZM232 221V222H233ZM239 221V220H238ZM237 221V222H238ZM58 222V221H57ZM63 222V221H62ZM77 222V221H76ZM89 222V221H88ZM124 222H126L125 220H124ZM124 222H123V224H124ZM136 222V221H135ZM235 222V221H234ZM237 222H236V224L235 225H237ZM78 224V226H79V221L77 222ZM107 223H103V225L105 224V225H107ZM115 223V222H114ZM118 223V222H117ZM127 223V222H126ZM134 223V222H133ZM231 223V222H230ZM69 224V223H68ZM80 224H81V222H80ZM84 224H86L87 225V223H84ZM101 223H99L98 225H100ZM240 223H238V225H239ZM62 225H64V223H62ZM83 225V224H82ZM81 225V226H82ZM96 225V224H95ZM98 225H96V227L98 228L99 226ZM102 225V226H103ZM104 225V226H105ZM135 225H136V223H135ZM84 226V225H83ZM88 226H89V224H88ZM101 226V225H100ZM101 226V227H102ZM102 227V230H103V228H105V227ZM108 226H109V228H110V226H111V224H108ZM115 226V225H114ZM113 225H112V228L114 227ZM130 226V227H129ZM239 226H241V225H239ZM117 227H115L116 228V230H117ZM235 227V226H234ZM257 228V229H255V228ZM80 228V227H79ZM87 228V227H86ZM89 228V227H88ZM92 228V227H91ZM93 228H95V227H93ZM92 228V229H93ZM219 228V227H218ZM238 228V227H237ZM243 228H246V227H243ZM243 228H241V229H243ZM59 229V228H58ZM90 229V228H89ZM91 229V230H92ZM108 229V228H107ZM114 229V228H113ZM40 230H42L43 231V236L44 237H40L39 236V238H43V240H41V239H39L36 235L37 234H39L40 235ZM57 230V229H56ZM56 230H54V231H56ZM106 230V229H105ZM104 230V237H106L105 236V232L107 231H105ZM116 230H115V232H116ZM230 230H232V229H230ZM247 230V229H246ZM245 230V231H246ZM80 231V230H79ZM84 231V230H83ZM97 231V230H96ZM95 230H94V232H96ZM100 231H101V228H100ZM114 231V230H113ZM112 231V232H113ZM220 231V230H219ZM233 231H235V230H233ZM58 232V231H57ZM61 232V231H60ZM70 232V231H69ZM72 232V231H71ZM70 232V233H71ZM91 232V231H90ZM93 232V231H92ZM98 232H99V230H98ZM98 232H96L97 233V235H99L100 236V234H102V231H101V233L99 232V234H98ZM107 232H109V231H107ZM129 232V233H128ZM236 232V231H235ZM241 232V231H240ZM47 233V234H46ZM61 233H63V232H61ZM60 233V234H61ZM81 233V232H80ZM88 233H89V231H88ZM110 233V232H109ZM125 233H127V234H125ZM231 233H233V232H231ZM261 233V234H260ZM76 234V233H75ZM83 234V233H82ZM95 234V233H94ZM115 234V233H114ZM211 234V235H210ZM238 234V233H237ZM55 235H57V234H55ZM63 235V234H62ZM84 235H85V232H84ZM211 236L212 238H214L213 240L215 241V243L214 242H210V243H206V239H205V237L206 236ZM234 235H235V233H234ZM64 236V235H63ZM81 236V235H80ZM86 236H87V234H86ZM86 236H85V238H86ZM90 236V235H89ZM95 236H96V234H95ZM220 236L222 237V240L220 239ZM236 236V235H235ZM61 237V236H60ZM77 237H79V235H77ZM88 237V236H87ZM93 237H94V235H93ZM93 237H92V239H90V241L91 240H93ZM98 236H96V238H97ZM102 238H104L103 237V235L101 236ZM100 237V238H101ZM139 237V238H138ZM210 237V238H211ZM57 237H55V239H56ZM64 238V237H63ZM62 238V239H63ZM76 238V237H75ZM74 238V239H75ZM80 238H82V237H80ZM84 238V237H83ZM101 238V239H102ZM112 238H110V239H112ZM216 238H217V240H216ZM226 238V240H227V237H225ZM240 238H242L241 236H240ZM243 238V239H244ZM47 239H48V237H47ZM49 239H54V238H51V237H49ZM48 239V242L47 243H45V242H43V243H45V244H48V246L47 247H49V249H50V242H51V240H49ZM54 239V240H55ZM59 239V238H58ZM57 239V240H58ZM86 239H88V238H86ZM98 239H99V237H98ZM101 239H100V242H101ZM106 239V238H105ZM110 239H109V241H110ZM123 239H125V238H123ZM238 239H239V237H238ZM245 239V240H246ZM64 240H66V239H64ZM72 240V237H71V239H70V242L71 243H73L74 242V240L73 241H71ZM103 240V239H102ZM135 240L136 242H133V241ZM221 240V241H220ZM242 240V239H241ZM50 241V242H49ZM59 241H61L60 239H59ZM78 241V240H77ZM85 241V240H84ZM83 241V242H84ZM88 241V240H87ZM106 241V240H105ZM208 241H209V239H208ZM207 241V242H208ZM53 242V241H52ZM55 242H56V240H55ZM62 242V241H61ZM61 242H60V245H61ZM241 242H245V241H241ZM54 243V242H53ZM56 243H59V242H56ZM65 243V242H64ZM63 242H62V244H64ZM67 243V242H66ZM77 243V242H76ZM85 243V242H84ZM83 243V244H84ZM91 243V242H90ZM90 243H87L86 245H88V244H90ZM105 244L104 245H106L107 243L106 242H104ZM109 243V242H108ZM232 243H233V241H232ZM261 243V244H260ZM44 244V245H45ZM77 244H80V243H77ZM95 244H97V243H95ZM101 244H103V243H101ZM227 245H228V243H226ZM226 244H224L225 246H226ZM59 245V244H58ZM108 245V244H107ZM135 245V246H134ZM261 245V246H260ZM55 246V245H54ZM62 246V245H61ZM89 246V245H88ZM96 246V245H95ZM98 246H99V244H98ZM119 246V247H118ZM137 246V247H136ZM206 246H208L210 249L207 251L206 249H205V247ZM223 246V245H222ZM224 246V247H225ZM229 246H231V244L229 245ZM229 246H227V247H229ZM245 246V245H244ZM45 247V246H44ZM46 247V248H47ZM53 247V246H52ZM51 247V248H52ZM57 247V246H56ZM64 247V246H63ZM84 247V246H83ZM104 247H106V246H104ZM103 247V248H104ZM108 247V246H107ZM134 247H136V248H134ZM232 247V246H231ZM231 247H230V249H231ZM55 248V247H54ZM58 248V247H57ZM72 248V247H71ZM94 248V247H93ZM93 248L91 249V252L93 251L94 252V250H93ZM101 249V250H104V249ZM62 249V248H61ZM106 249V248H105ZM229 249V250H230ZM242 249V248H241ZM244 249V248H243ZM71 250H73V249H71ZM81 250V249H80ZM79 250V251H80ZM98 250V249H97ZM101 250H100V253H101ZM109 250V249H108ZM223 250V249H222ZM225 250H226V247H225ZM229 250H226V251H228L229 252ZM240 250V249H239ZM52 251H54V250H52ZM51 251V252H52ZM55 251H57V250H55ZM60 251V250H59ZM63 251V250H62ZM65 251V250H64ZM83 251V250H82ZM85 252H86V250H84ZM111 251V250H110ZM113 251H116V253L115 252H113ZM69 252V251H68ZM67 252V253H68ZM81 252V251H80ZM104 252V251H103ZM109 253V251H107V249H106V255ZM220 252V253H219ZM225 252V251H224ZM79 253V252H78ZM77 253V254H78ZM88 253V252H87ZM97 253V252H96ZM99 253V252H98ZM139 253V254H138ZM207 253V254H206ZM230 253V252H229ZM228 253V254H229ZM244 253V252H243ZM59 254H61V253H59ZM59 254H58V257H59ZM76 254V253H75ZM76 254V256L77 257H79L78 255ZM81 254V253H80ZM82 254H84V253H82ZM111 254V252H110V255L109 256H111L112 255ZM206 254V255H205ZM226 254V253H225ZM222 255H224V254H222ZM242 255V254H241ZM244 255V254H243ZM243 255H242V257H243ZM75 256V257H76ZM84 256V255H83ZM86 256V255H85ZM84 256V257H85ZM91 256V255H90ZM95 256V255H94ZM94 256H92V258L94 257ZM99 256V255H98ZM108 256V257H109ZM141 256V257H142ZM225 257H227L226 255H224ZM230 256V255H229ZM54 257V256H53ZM56 257V256H55ZM67 257V256H66ZM73 257V256H72ZM87 257V256H86ZM116 257H118V255L116 256ZM155 257H157V259L158 258H160L159 260V262H158V260H155L156 258ZM245 257V256H244ZM48 258V259H47ZM96 258V257H95ZM101 258H103V256L101 257ZM101 258H99V259H101ZM105 258H106V256H105ZM115 258V257H114ZM147 258V259H148ZM155 258V259H154ZM59 259V258H58ZM80 259V258H79ZM116 259H118V258H116ZM123 259V258H122ZM129 260L131 259V258H128ZM53 260V259H52ZM56 260V259H55ZM75 260H76V258L73 260L74 262H75ZM78 260V259H77ZM76 260V261H77ZM88 260H90V259H88ZM105 260V259H104ZM108 260V259H107ZM112 260V259H111ZM125 260V259H124ZM124 260H122L123 262H124ZM143 260V261H144ZM222 260H223V262H222ZM58 261V260H57ZM61 261V260H60ZM63 261V260H62ZM82 261H84L83 259H82ZM91 261V260H90ZM90 261H89V263H90ZM97 261V260H96ZM119 261H120V258H119ZM126 261H127V258H126V260H125V263H126ZM136 261H138L137 263H139L140 262V260H136ZM136 261H135V264H136ZM149 261H147V263L149 262ZM228 261H230V260H228ZM64 262V261H63ZM80 262V264H81V260L79 261ZM79 262H77L78 264H79ZM85 262V261H84ZM88 261H86L85 263H87ZM112 262H114L113 260H112ZM115 262H117L118 263V260L117 261H115ZM144 262V263H145ZM152 262H151V264H152ZM160 262V263H161ZM165 262H162V264H164ZM245 262V261H244ZM67 262H65V263H63V264H66ZM93 263V262H92ZM104 264L105 263H107V264H110L109 263V260L108 261H105V262H103ZM133 263V262H132ZM141 263V262H140ZM68 264V263H67ZM70 264V263H69ZM91 264V263H90ZM94 264V263H93ZM99 264V263H98ZM114 264H116V263H114ZM118 264H120V263H118ZM122 264V263H121ZM130 264H131V261H130ZM146 264V263H145ZM149 264V263H148Z\"/></svg>", "mask_w": 264, "mask_h": 264}, {"label": "rangeland", "instance_id": "obj_2", "mask_svg": "<svg viewBox=\"0 0 264 264\" xmlns=\"http://www.w3.org/2000/svg\"><path fill=\"white\" fill-rule=\"evenodd\" d=\"M43 1V2H42ZM70 1V2H69ZM72 1V2H71ZM79 1H81V2H79ZM79 1H73V0H68V3H67V0H25V2L22 0V2H21V0H0V34L2 35L3 34V37H4V35L5 36H7V35H9V36H16V39L18 38L21 42L23 41V42H25V44H27V46H26V50H24L25 51V55H26V57H24L25 55H24V52H23V54H21V56H20V59L18 58V60H20V61H15L14 63H13V66L15 67V65H17V67H15V68H18L20 65H21V67H19L16 71L17 72H19L18 70L20 69L21 70V68L23 69V68H25L24 70H28V71H22L21 70V72H19L18 74L20 75H18L20 78H22L23 77V75H24V78H22L21 79V81H22V83H24V84H22V85H24L23 87H24V89H26L25 91L26 92H24V94L22 95V97H21V99L22 100H25L28 96H30V97H32V96H37V101H35L34 103H32V104H30V107H28V108H26V109H28L27 111L29 112V110L31 111V112H33V113H31L30 112V116L29 117H32L31 118V120H33V121H29V123L27 122L25 125H22V126H25V127H22V126H20V128L19 127H15V125L14 124H12L13 125V127H15V130H14V128L12 127V125H11V120H10V122H9V120H6V122H8V123H5V125L2 127V135H4V137L2 136V140H4V138L6 139L5 140V142H6V144H9V142L10 143H12V140H13V143L12 144H16L15 142H17L18 143V141L19 142H21L22 143V146L23 145H32V147H33V151H32V153L30 154L31 156H33V157H26L27 159H28V163H27V160L25 159V160H23V162L22 163H24V161H26L25 163H27L25 166H23V164H22V166L24 167H22V169L19 167L18 168V170L20 171H16L13 175H15V176H11V179H13V183H12V185H11V189H12V187H13V190H17L18 189V192H20V190H22L23 192H20V193H24V194H28V199H31V200H33V202L35 201V202H37L38 204V206L35 204V202L34 203H32V206H33V204H34V206L33 207H35L34 209L35 210H37V212L38 213H40V214H36V215H41V217H43L42 219V221H40L41 223H43V221L44 222H49V227L47 228L48 230H46V231H53L52 233H54V234H52V235H50V236H48V234L47 235H45L44 234V236L46 237L45 238V240L48 242V239H49V237H51V238H54L55 239V237H57L55 240H56V242H59V243H56L55 242V240L54 239H49V240H51V242H50V249H49V247H47L48 246V244H45V243H47L45 240H43V238H39V236L40 237H44L42 234H43V231L42 230H40V235L39 234H37L36 236L39 238V239H41V240H43V241H41V244H43L42 246H43V248L42 249H44V250H42V252H44L45 254H48V252H49V256H48V258L51 256V258L53 259H48V261L51 263V264H63V263H65V262H67L68 264L70 263V264H78L77 262H79L80 260H81V264H104L103 262H105V261H108L109 260V263L110 264H114V263H116V264H118V263H122V264H130V261H131V264H135V261L136 260H140V262L139 263H137L138 261H136V264H151V262H152V260L151 261H149V258H148V256H146V260L147 261H149L148 263H147V261L145 262V260L143 259V257L144 256H135V255H133V254H131V257H129V255H122L123 257H120L119 255L121 254L120 253V251L118 250L117 251V253H116V251H113V252H115L117 255H118V257H116V256H114V257H112L113 255H115L114 253L112 254V249H110L112 246H109L110 245V243H111V245H114L112 248L114 249L115 248V250H116V247H115V244H117L118 245V243L117 242H119L118 240H116V238H117V236L119 235V233L118 232H120V229H119V225H120V223L123 221L124 222V220L127 222H124V224H123V222H122V224H121V227H122V225L124 226H127L128 227V225L130 224V226L131 227H136L138 224H139V222L141 221L142 222V220H144V219H142L143 218V216H144V214L146 215V213H147V211H151V210H146V212H145V209H151V207L149 206L148 207V204L149 205H152L153 207H154V205H156L154 208V210L157 212V213H159V211L160 210H158L157 211V209H159V207H158V205L159 204H163V202L161 201V199H162V197L164 196V194L166 195L165 196V198H163V200L165 199V200H168V198L170 197L171 198V200L173 201V202H179V201H183L182 203H185L186 201H184V198L186 199V197L185 196H187V193L186 192H189V193H192V189L190 188V185H188V184H194V183H191L190 181H189V178H188V180H184V178H183V176H182V178H179V179H182L183 181H182V183H181V180L179 181V179L178 180H176L175 178L174 179H170L169 177H167L166 176V174L167 173H169L168 171H173L174 170V168H175V173L173 174V176H178V175H182L181 173H182V171H181V169L180 170H178L180 167H182V168H184V166L183 165H180V166H178L177 164H179V161H177V162H174V161H176V160H174L175 159V157H173V158H171L170 160L172 161V163H173V165H172V163H171V165L169 164V162L165 159V160H163L164 158L162 157V155H164V153H165V151H167V150H171L172 149V143L173 142H171V140H177L178 138L177 137H181L182 138V140H181V138L180 139H178V141H176V144H174L173 145V149H176V147H177V144L179 143H181L178 147H180V150H179V148H177L179 151H183L184 149L186 150V149H188V150H193V151H195V152H197V154L198 153H200L201 154V152H204V150L202 151L201 150V147L203 148H207L208 147V140H205L204 138H203V136H201V137H199V138H201L202 139V143H201V139H199V138H197V139H199V143L197 144V141L194 143H192V142H190V144L191 145H196V147L197 148H195V145H194V149L192 148L193 146H191L190 145V149L188 148L189 147V145L187 144H184V138L182 137V133H180L181 131L183 132V131H185L184 129H186V128H181V126L179 127V132H178V126L181 124H183V125H185L184 124V120H182V118L184 119V116L186 115V113L187 114H190L189 116L190 117H188V118H191V117H193L194 115V117H197V118H200V117H205L204 115H205V113H206V111L207 110H205L204 111V109H208L209 108V103L207 102L208 101V99H204V100H201L200 101V98L202 99V97H200L199 99L197 98V97H199V95L198 94H201V93H208V91L207 90H209V91H211L210 89H206V92L203 90V92L202 91H200L201 90V88L203 87L202 86V84H201V82H202V80H201V78L199 77L200 75H197V74H199V72L198 71H196L195 69L196 68H190V66H188V68H189V70H195V72H194V74L193 75H195V76H192L193 78L191 79V74L193 73H188L187 71H185L186 69H188V68H184L183 70L185 71V72H182V73H185L184 74V77L181 79L182 81L180 82L181 84H182V82H184L182 85L183 86H181V84L179 83V85H178V87H177V96H179V97H181L182 95H184L185 96V98L184 97H181V104H179V100L177 101V105H178V107L181 109V110H178V117H181V115H182V118H181V120H182V123L180 122L179 123V120H178V124L176 125L177 127H175V128H170V127H164V124L163 123H165L167 120L165 119V118H168L169 119V117L171 118L172 117V115L174 114V111H175V109L177 108V109H179L178 107H176L175 106V98H173L172 96L171 97H169L168 95H165L164 93L162 94V92H161V94H159L160 92H156V94L158 95H163L161 98H160V96L158 95H156L155 97L156 98H150V99H148V101H145V100H147V99H144L142 102H141V104L139 105V104H137V105H133V107H132V105L130 106H128V104H131L130 102H128V101H126V103L127 104H125V103H120L118 106L120 107V106H122L123 105V107L122 108H125V111H127V112H125V111H121L122 109H121V107L120 108H118V106H117V109L119 110V109H121L120 111H118L117 109H115L114 110V112H112L111 113V115L113 114V113H115V111L117 110V114H119L118 112H121L119 115H122V118L121 119H119L118 117H119V115H117V114H113L111 117H114L116 120H113L112 118L110 119L109 117H110V114H109V117H107V120H108V118H109V120H111V121H107L106 120V118H104V123H105V121H106V124L109 122V123H112V121H116V126H114L115 124L114 123H112V124H108V125H112V127L114 126V128H112V130L114 129V131H110V132H108L107 133V135L106 136H110L111 134H112V136H110L111 138L109 139L108 137H105V139H104V135H103V138H102V140L101 141H103V142H101V144L100 143H97L96 142V140H95V145H93V144H91V143H94V141L93 142H91L92 140H94V139H97V138H94V139H90L91 137H94L95 136V132H93L94 130H96L95 128L97 127L98 128V126L99 125H102V124H104L103 122H101V121H97V122H95L94 120H93V118H94V115H95V109H96V107L95 108H92V101H93V103L94 102H96L97 100H98V98H97V94L95 95V89H96V91H97V89L99 90V88H98V86L99 87H101V84L102 83H100V82H102V81H105V82H103L104 84L107 82V83H112V80H114V82L116 83V82H119V81H121L120 82V85L122 84H124V80L127 78V76H126V78L123 80L121 77H123L124 78V76L125 75H127V74H123V70H124V65L126 64H124L123 66H122V68H123V70L121 69V68H119L120 67V64L122 65V63H120V64H118V65H116L117 63H119V62H122L121 61V59L122 58H120V57H116V55L118 56V55H120L121 56V54H117V52H119V51H114L113 53L111 52V51H113V50H111L110 51V49H113V47H115V46H117L116 48H119L118 46H119V44L121 45H124V42L125 41H123V37H124V35L126 34V36L128 37L129 36V34L127 35V32L129 33V31H127V30H130V34H132V31H133V29H135V26L133 27V29H132V27L131 28H128L127 29V26L128 27H130V25L132 24H129V22H131V18H134L135 16H136V14H138V13H135L136 11L138 12L139 10H141L142 12H143V10H144V8L146 7V5L145 4H147V3H142V1L143 0H141V5L139 6V4H140V0H139V3H138V1L137 0H133V2L131 1V0H112L113 2H111L110 3V1L109 0H103L102 2H100V4L98 3V0H97V3L96 4H99V5H96L97 7H96V9H93V8H90V9H93L94 11H96V12H94L93 10H89L88 9V14L86 13V11H87V9H86V11L85 10H82L81 9V5H85V4H82L83 2H84V0H79ZM83 1V2H82ZM90 0H88L87 1V3L89 2ZM91 1H93V0H91ZM96 1V0H95ZM129 1V2H128ZM148 1H152V0H144L143 2H148ZM155 1H157L158 2V0H155ZM160 1V0H159ZM163 1V0H162ZM162 1H160L161 3H160V7H162L161 5H164V7H165V2H167V4H168V2H169V4L171 5V6H169V8H167V9H169L170 11H174L175 12V14L176 13H178L177 12V10H180V11H182V13H184V11L185 10H187V12L190 10V7H188L189 5H187V4H190V6L193 8V7H197V8H199L198 6L199 5H203V4H205L204 3V1H207V0H168V1H166V0H164V4H162L163 2ZM187 3H186V2ZM192 1V2H191ZM211 1V0H210ZM225 1V2H224ZM224 1H219V0H217V2H216V0H214V1H212V2H214V4H215V2L217 3V5H213V6H209L207 9L208 10H206V11H208V12H204V13H207V16L208 15H212V16H214V17H219V16H221V14H223L222 16H225V15H227L228 13V17L230 16V14L232 15V12H233V15H234V12H235V14H236V16H238V17H246L245 19H249L250 18V20H255V17L257 16V17H260V15H262L261 16V18H258V20H255V23L257 22H259L260 23V19H262L263 20V18H264V0H231L230 2H229V0H224ZM252 1H254V3L252 4L251 2ZM5 2H6V4H5ZM9 2V3H8ZM11 2L13 3V4H11ZM17 2V3H16ZM85 2H86V0H85ZM104 2V3H103ZM105 2H106V4H105ZM110 4H109V3ZM128 2V3H127ZM133 3L132 5L131 4H129V3ZM135 2V3H134ZM136 2H137V4H136ZM171 2H172V4H174V5H172L171 4ZM181 2V3H180ZM190 2V3H189ZM200 4H199V3ZM203 2V3H202ZM220 2V3H219ZM239 2V3H238ZM256 2V3H255ZM69 3H71V4H73L72 6H70L69 5ZM76 3V4H75ZM77 3H80L81 5H79V4H77ZM86 3V4H87ZM91 2H89V4H90ZM92 3H94V2H92ZM197 3V4H196ZM207 3V2H206ZM226 3V4H225ZM233 3H234V7L232 6L233 5ZM235 3H237V4H235ZM249 3V4H248ZM14 4H15V6H14ZM68 4V5H67ZM121 4V5H120ZM142 4H144V5H142ZM166 4V5H167ZM168 4V5H169ZM193 4V5H192ZM223 4H225L224 6H223ZM228 4V5H227ZM239 4V5H238ZM247 4V5H246ZM252 4V5H251ZM20 7V10H19V7ZM25 5V6H24ZM91 5H93V4H91ZM104 5V6H103ZM105 5H106V7H105ZM110 5V6H109ZM116 6V8H114L115 6ZM135 5H138L137 6V9L138 8H140V9H136V11H135V9L134 8H132V7H134ZM177 7H176V6ZM198 5V6H197ZM223 7H222V6ZM229 5H230V8H229ZM253 5H254V7H253ZM17 6V7H16ZM28 6H29V8H28ZM70 6V7H69ZM95 5H93V7H94ZM100 6H103V7H105V8H102V7H100ZM108 6H109V8H108ZM111 6H114V7H112V8H110ZM120 6V7H119ZM122 6V7H121ZM128 6H129V8H130V10L128 9ZM142 6L144 7V8H142ZM216 6V7H215ZM221 6V7H220ZM236 6H239V8L238 7H236ZM241 6V7H240ZM247 6H249V7H247ZM258 8H257V7ZM260 6H262L261 8H260ZM24 7H25V9H24ZM37 7V8H36ZM75 7V8H74ZM79 7H80V9L83 11V14H84V11H85V13L86 14H84L85 15V18L87 19V20H85L84 19V15H82L83 17H81L80 16V13H78L79 11ZM85 7L86 6H84V9H85ZM88 7V6H87ZM90 7V6H89ZM100 7V8H99ZM118 7V8H117ZM136 7V6H135ZM164 7H163V9L161 8V10H158V14H164V13H166L165 15L166 16H170L172 13L169 11V12H166L165 11V9H164ZM172 7V8H171ZM176 7V8H175ZM213 9V7L214 8H216V9H214L215 10V13L217 14H215V13H213V11H211L212 9ZM253 8V9H251V8ZM6 8H8V9H6ZM67 8V9H66ZM69 8H71V9H69ZM72 8H74L73 10H72ZM77 8V9H76ZM99 8V9H98ZM103 10H102V9ZM119 8H120V10H119ZM143 10H142V9ZM147 8V7H146ZM145 8V9H146ZM153 8V7H152ZM191 8V10L193 11L194 9H192ZM221 8H223V12H221V14H219L218 15V13H220V9ZM224 8H225V10H224ZM241 8V9H240ZM244 8V9H243ZM249 8V9H248ZM256 10H255V9ZM2 9V10H1ZM22 9H24V10H22ZM101 9V10H100ZM112 9H113V12H112ZM116 9H118V10H116ZM125 9V10H124ZM155 9V8H154ZM230 9L232 10V12L230 11ZM233 9H235V10H233ZM239 11H238V10ZM244 10V12H245V14H244V16L243 15H241L242 13H244L243 12V10ZM261 9V10H260ZM71 11V12H73V13H69V11L68 12H66V11ZM98 10H99V14H98ZM106 10V11H105ZM107 10H109V11H107ZM110 10H111V14H110ZM114 10H115V13H114ZM126 10H129L128 12L126 11ZM134 10L135 12H133L132 13V15H130L131 13L130 12H132V11ZM198 10V9H197ZM247 10V11H246ZM249 10V11H248ZM78 11V12H77ZM122 11V12H121ZM125 11V12H124ZM140 11V12H141ZM168 11V10H167ZM216 11H219V12H216ZM229 11V12H228ZM236 11H237V13H236ZM259 12L260 11V13H258L257 12V14H254V12ZM81 12V11H80ZM91 14H90V13ZM106 12V14H104ZM197 12V11H196ZM247 12V13H246ZM263 12V13H262ZM3 13V14H2ZM15 15H14V14ZM66 13V14H65ZM76 14V13H78L77 15L78 16H80L82 19H84V21L83 22H81V23H79V24H75V23H78V22H75L73 19H74V17L76 16H74L73 14ZM82 13V12H81ZM93 13V14H92ZM109 15H108V14ZM120 13V15H118ZM125 15H124V14ZM128 13H130L129 15V17H127V19L129 18V21L128 20H126L127 22V26L124 24L125 23V21L123 20V19H125V17L127 16V14ZM167 13H168V15H167ZM170 13V14H169ZM181 12H180V15H184V14H182ZM209 13V14H208ZM226 13V14H225ZM238 13H240V14H238ZM249 13V14H248ZM250 13H251V16H250ZM9 14V15H8ZM68 14L70 15V16H68ZM98 14V15H97ZM102 16H101V15ZM104 14V15H103ZM114 14V15H113ZM118 16L117 18H115L116 17V15ZM134 14V15H133ZM179 14V13H178ZM247 14V15H246ZM86 15L87 16H89V19H88V17H86ZM92 15H94V17L92 16ZM173 15V14H172ZM171 15V16H172ZM180 15H177L176 14V17L177 16H180ZM204 15V14H203ZM241 15V16H240ZM254 15V16H253ZM5 16H7V18L5 17ZM72 16H73V18H72ZM91 16H92V20H91ZM96 16V17H95ZM98 16V17H97ZM106 16V17H105ZM132 16V17H131ZM134 16V17H133ZM174 16V15H173ZM172 16V17H173ZM206 16V15H205ZM206 16V17H207ZM249 16V18H247ZM253 16V17H252ZM71 20V22H73V26H72V23H69V24H71V26L68 24L67 25V23L69 22V19ZM100 17V18H99ZM104 17V18H103ZM111 17V18H110ZM120 17H122V19L120 18ZM233 17H235V15L233 16ZM263 17V18H262ZM9 18V19H8ZM65 18H67V19H65ZM93 18H94V20H93ZM119 18V19H118ZM175 18V17H174ZM173 18V19H174ZM205 17H203V18H201V19H199L198 20V22H196V23H193L194 25H193V27L195 26L196 28H194V29H198V27H199V30L200 31H202V29L204 30L205 28H204V26L207 28L208 27V25L211 23V24H213V25H211V26H216L217 27V25L218 24H220V23H218L217 25H216V22L215 21H213V19H204ZM209 18V17H208ZM66 20V21H63V23H62V20ZM75 19H79V18H75ZM81 19V20H82ZM110 19V20H109ZM257 19V18H256ZM89 20H91V21H89ZM108 20H109V22H108ZM113 20V21H112ZM117 20V21H116ZM260 20V21H259ZM77 21V20H76ZM107 21V22H106ZM110 21H111V23H110ZM134 21V20H133ZM132 21V22H133ZM199 21H203L202 23L200 22L199 23ZM207 21V22H206ZM85 22V23H84ZM90 22V23H89ZM104 22H105V24H104ZM114 22H116V23H118L119 24V22L120 23H122L121 24V26L119 27L120 28V32L118 31L119 30V28H118V25L117 24H115ZM61 23V24H60ZM64 23H66L65 24V26H63L64 25ZM84 23V24H83ZM88 23V24H87ZM102 23V24H101ZM113 23L115 24V25H113ZM185 23V22H184ZM204 23H206L205 25H204ZM35 24V25H34ZM81 24V25H80ZM83 24V25H82ZM87 26H86V25ZM91 24H92V26H91ZM105 25V27H104V25ZM108 24V25H107ZM109 24H110V26H109ZM129 24V25H128ZM187 26H186V29L187 28H191V26H192V23H190L191 25L189 26L188 24H187V22L185 23ZM196 24V25H195ZM198 24L200 25H203V27L202 26H198ZM208 24V25H207ZM243 23H241V24H239V25H231L230 26V29H228L229 28V25H228V28H227V25H225V26H223L222 25V27H223V30H224V28H226L225 30L228 32L227 33V35L229 34V36H226V35H224L225 33H223V34H221L222 36H221V38L219 37V35H217V36H211V35H209V32H206V34H203L202 35V37H201V35L200 34H202L204 31H202L201 33H200V31H199V36H198V38L199 37H201V38H199L200 40L199 41H204V39H205V41L207 42L209 39L210 40H212V41H208L207 42V44H213L212 42H215V45L213 44V46L212 47H216L217 45L216 44H219V47H221V44H223L224 45V47L222 46V49H225L226 50V48H225V45H226V41H224L225 42V44L224 43H222V39H224L223 37L225 36V39L227 38V39H231V38H233V41H234V39H235V42L237 41V39L239 38L237 35L239 34V33H241L240 31L242 30V29H245V26H247L245 23H244V26L242 25ZM56 25H58V27L56 26ZM74 25H76V26H78V28L77 27H75V28H77V31L75 32L74 30H72L71 28H73L74 29ZM85 25V26H84ZM92 27H90V26ZM120 25V24H119ZM123 25V26H122ZM132 25H134V24H132ZM157 25H159V24H157ZM161 25V24H160ZM207 25V26H206ZM210 25H209V27H210ZM34 26V27H33ZM45 26H46V28H45ZM81 27V29H80V27ZM82 26L84 27V28H82ZM116 26H117V30H116ZM126 26V27H125ZM153 26V25H152ZM220 26H221V24H220ZM233 26V27H232ZM243 26V27H242ZM37 27V28H36ZM38 27L40 28V27H42V28H40V29H38ZM43 27H44V29H43ZM53 27V28H52ZM59 28L58 30H56L57 28ZM65 28V30H64V28ZM89 27H90V29H89ZM111 27H113V31H112V28ZM126 29H125V28ZM193 27H192V31L194 30L193 29ZM202 27V28H201ZM208 27V28H209ZM216 27H214V28H216ZM235 27L237 28V29H235ZM34 29V30H32V29ZM51 28V29H50ZM55 28V29H54ZM61 28V29H60ZM63 28V29H62ZM67 28V29H66ZM72 30V33H73V37L72 36H69V34H71L72 35V33H70L71 31H69L70 29ZM111 28V29H110ZM123 28V29H122ZM201 28V29H200ZM211 28V27H210ZM231 28H232V31H231ZM2 29V30H1ZM29 30V34H30V36L29 35H25L26 33H27V31ZM37 29V30H36ZM49 29V30H48ZM54 29V30H53ZM78 29H80V31L81 32H79L78 31ZM83 29V30H82ZM89 29V30H88ZM150 29H153V27H151ZM156 26H155V30L153 29V31L152 32H154L155 33V31H156ZM239 29V30H238ZM241 29V30H240ZM5 30V31H4ZM22 30H23V32H22ZM25 30H27L26 31V33H25ZM36 30V31H35ZM60 30V31H59ZM63 30V31H62ZM107 30V31H106ZM132 30V31H131ZM191 30V29H190ZM190 30H188L187 29V31H190ZM206 30V29H205ZM212 30V29H211ZM224 30V31H225ZM230 30V31H229ZM234 30V31H233ZM4 31V32H3ZM33 31V32H32ZM50 31V32H49ZM59 32L58 34L59 35H55L56 34V32ZM65 31V32H64ZM69 31V32H68ZM76 33V37H75V35H74V32ZM94 31V32H93ZM114 31H115V33H114ZM122 31V32H121ZM192 31H190V32H192ZM195 31H197V30H195ZM31 32H32V34H31ZM41 32H42V34H41ZM45 32V33H44ZM47 32V33H46ZM61 32H63V33H61ZM66 32H68V33H66ZM91 32L93 33V34H91ZM119 32V33H118ZM125 34H124V33ZM149 32H151L150 30H149ZM223 32V31H222ZM235 32H237V33H235ZM7 33V34H6ZM18 33H20V34H18ZM24 33V34H23ZM27 33V34H28ZM35 33L38 35V37L37 36H35ZM39 33V34H38ZM49 33V34H48ZM60 33H61V35H60ZM98 33V34H97ZM101 33V34H100ZM111 33H113V34H111ZM117 33V34H116ZM186 33V32H185ZM205 33V32H204ZM234 33V34H233ZM34 34V35H33ZM65 34L66 35H68L67 37L65 36ZM108 34V35H107ZM119 34V35H118ZM211 34V33H210ZM232 34V35H231ZM0 35V43H1V45H0V48L3 46V37ZM19 35V36H18ZM42 35V36H41ZM50 35V36H49ZM54 37H53V36ZM79 35H80V37H79ZM85 35V36H84ZM99 35V36H98ZM104 35V36H103ZM110 35H113V36H115V37H112L111 38V36ZM118 35V36H117ZM122 35V36H121ZM149 35H152L153 36V33H150ZM186 36H184V38L183 39H185V42L184 43H187L188 41H186L187 39H191V38H193L194 36H195V34H194V36L193 37H191V38H187V37H189L188 36V33L187 34H185ZM205 35V36H204ZM209 35V36H208ZM234 35H236V36H234ZM24 36V37H23ZM27 36V37H26ZM49 36V37H48ZM63 36H65V38L63 37ZM83 36V37H82ZM98 36V37H97ZM102 38H101V37ZM110 36V37H109ZM124 37V38H126L127 39V37ZM191 36V35H190ZM203 36H204V39H202L203 38ZM231 36V37H230ZM239 36H240V34H239ZM33 37H34V39L36 40V41H34V39H33ZM70 39H69V38ZM71 37H72V39H73V41H74V39L76 40V41H72V39H71ZM95 37V38H94ZM100 37V38H99ZM105 37V38H104ZM119 37V38H118ZM120 37H121V40L123 41V43H121L120 41L121 40H119L120 39ZM237 39H236V38ZM40 38H43V39H40ZM46 38V39H45ZM66 39L65 40V43L67 42H69L68 43V46L66 45V48L67 47H69V48H65L66 49V51H65V49H64V51L65 52H63V50L62 49H60L63 45L61 44V43H64V41H63V39ZM77 38V39H76ZM83 38H84V41H82L83 40ZM92 38V39H91ZM97 38V39H96ZM101 39V40H99V39ZM108 38V39H107ZM152 38V37H151ZM197 38V37H196ZM207 38V39H206ZM209 38V39H208ZM218 38H219V41H217L218 40ZM240 38L242 39V37L240 36ZM239 38V39H240ZM85 39H86V41H85ZM89 39V40H88ZM94 39V41H92ZM95 39H96V41L97 42H95ZM108 40V41H106V40ZM109 39H111V40H113V42L110 40L109 41ZM115 39H117L118 41V43L116 42V44H115ZM126 39H124V40H126ZM202 39V40H201ZM224 39V40H225ZM238 39V40H239ZM40 40V41H39ZM43 40V41H42ZM45 40V41H44ZM47 40V41H46ZM62 40V41H61ZM228 40V41H229ZM18 41V40H17ZM56 41H58V42H56ZM61 41V43H59ZM82 41V42H81ZM90 41H92V42H94V43H91ZM102 41V42H101ZM104 41V42H103ZM221 41V42H220ZM232 41V42H233ZM242 41V40H241ZM240 41V42H241ZM39 42V43H38ZM49 42H52V43H49ZM85 42V44H83ZM99 42V43H98ZM105 42H107V43H105ZM109 42H111L112 43V45H110V43ZM178 42H181L180 44H183V41H181V39H179V41ZM211 42V43H210ZM219 42V43H218ZM231 42V41H230ZM35 43V44H34ZM43 43V44H42ZM47 43H49V44H47ZM54 43L57 45L58 43H59V46H56V45H54ZM77 43V44H76ZM90 43V44H89ZM103 43V44H102ZM108 43H109V46L107 47V45H108ZM202 43V42H201ZM221 43V44H220ZM239 43V42H238ZM237 43V44H238ZM242 43V42H241ZM245 43V42H244ZM34 44V45H33ZM79 44H80V46H79ZM96 44V45H95ZM204 45H206V43H203ZM227 44H229V43H227ZM52 45V46H51ZM61 45V46H60ZM70 45V46H69ZM94 45V46H93ZM100 45V46H99ZM103 45H106L105 47H107V48H109V50L107 49V48H105ZM184 45V44H183ZM203 45V46H204ZM211 45H209L210 47H211ZM233 45H235V43H233ZM45 48H44V47ZM46 46H48V47H46ZM82 46V47H81ZM86 46H88V47H86ZM92 46V47H91ZM96 46H98V47H101V48H105L104 50L103 49H101V53L99 52L100 50V48L98 49ZM208 46V45H207ZM227 46V45H226ZM29 49H28V48ZM40 47V48H39ZM54 47V48H53ZM59 47V48H58ZM96 47V49L95 50H98L97 52L94 50V48ZM122 47V46H121ZM120 47V48H121ZM126 47H127V45H126ZM204 47H206V46H204ZM214 47V48H215ZM230 47H232V45L230 46L229 45V48ZM43 48V49H42ZM51 48V49H50ZM60 50V52L59 53H66V55H67V57H65V59H67V60H62V58H61V60L59 61L60 62V66H61V68L59 69V66L55 63L54 65H52V67L49 65L51 62H52V58H55L56 56V53H57V57L60 55L59 53H58V49ZM63 48V47H62ZM129 48L130 47H128L127 49L129 50ZM38 49V50H37ZM55 49H57V51L55 50ZM131 51L133 52V51H136L137 49L136 48H133V47H131ZM134 49V50H133ZM216 49H219V52H221V53H223V52H225V50L222 52V49L221 48H218V46H217V48ZM220 49H221V51H220ZM35 50V51H34ZM45 50H47V54H46V52H44ZM49 50V51H48ZM56 51V53H54V51ZM62 50V51H61ZM92 50H93V52H92ZM116 50V49H115ZM227 50H228V46H227ZM53 51V52H52ZM68 51L70 52V53H68ZM103 51V52H102ZM110 51V53H108ZM130 51V50H129ZM41 52H42V54H41ZM90 52V53H89ZM96 52V53H95ZM107 52V53H106ZM227 52H230L229 50L227 51ZM29 53V54H28ZM39 54V56H38V54ZM51 53V54H50ZM53 53H54V55H53ZM72 53V54H71ZM74 53V54H73ZM79 53V54H78ZM93 53V54H92ZM114 53H115V55H114ZM221 53H220V56H219V61H218V59L216 60V61H218V63L219 62H221V58L223 59L222 61L224 62H227L226 61V59L230 56L229 55V53H223V56H224V54H228L226 57L224 56V57H221ZM45 54V55H44ZM97 54V55H96ZM109 54V55H108ZM114 55L115 57H112L111 55ZM23 55V56H22ZM44 55L45 56V58H44V56L42 57V56ZM46 55H48V56H46ZM51 55H53V56H51ZM91 55H92V58H91ZM104 55V56H103ZM106 55H108V57L107 58H105V56ZM30 56V57H29ZM37 56H38V59H37ZM93 56H95V57H93ZM99 56H100V58H99ZM48 57H50V58H48ZM56 57V58H57ZM63 57H64V55H63ZM68 57L69 58H71V60L70 59H68ZM111 59H110V58ZM22 58H23V60H22ZM42 58H44V59H42ZM55 58V59H56ZM94 58V59H93ZM96 58H99V59H96ZM102 58V59H101ZM120 58V61L118 60ZM226 58V59H225ZM27 59V60H26ZM74 59V61L72 62V60ZM94 61H93V60ZM107 61H106V60ZM114 59L116 60L117 59V62H116V64H114L115 63V61H114ZM22 60V61H21ZM45 60H46V62H45ZM110 60V61H109ZM111 60H112V62H114V63H112L111 62ZM26 61V62H25ZM30 61V62H29ZM31 61H33V62H31ZM37 61H38V63H37ZM41 61V62H40ZM48 61V62H47ZM66 63H65V62ZM69 61V62H68ZM92 61V62H91ZM97 61H99L98 63H99V65L97 64ZM106 61V62H105ZM228 61H229V58H228ZM17 62V63H16ZM39 62H40V64H39ZM58 62V63H59ZM95 62V63H94ZM100 62H103V63H100ZM110 62V63H109ZM225 62L223 63V65L225 64ZM230 62V61H229ZM228 62V63H229ZM61 63H62V65H61ZM74 63V64H73ZM90 63H92L91 65H90ZM94 63V64H93ZM105 63L108 65L109 64V66L107 67V66H105ZM112 63V64H111ZM216 63V62H215ZM36 66H35V65ZM46 64V65H45ZM52 64V63H51ZM63 64H66V65H63ZM68 64V65H67ZM72 64V65H71ZM112 66H111V65ZM221 64V63H220ZM227 64V63H226ZM230 64V63H229ZM23 65V66H22ZM40 65H42L41 66V69H40ZM44 65V66H43ZM86 65H88L87 67H86ZM95 66V68L97 69H95L93 66ZM114 65V66H113ZM222 65V66H223ZM34 66L36 67L35 68V70L34 71H32L33 69H34ZM48 66H50L49 68H48ZM57 67V69H59L58 70V72H57V69H56V67ZM65 66H67L66 67V69H65ZM70 66V67H69ZM91 66H92V68L94 69H92L91 68ZM101 66V67H100ZM118 66V68L117 69H120L121 70V72H122V74H123V76H120V75H117L116 74V67ZM261 66L262 67H264V65H262L261 64ZM32 67V68H31ZM53 67H55V68H53ZM62 67H63V69L65 70H61L62 69ZM91 68V70L90 69H88V68ZM99 67V68H98ZM110 70V71H112L113 69H115L114 70V73L113 72H110L109 70H107V68ZM109 67H115V68H112V69H110ZM43 68V69H42ZM46 68H48L49 70H51L52 68L53 69H55V71L57 72V76H56V72L52 69V71L49 73V70L47 71L46 70ZM86 68V69H85ZM104 69V72H102L103 71V69ZM106 68V69H105ZM31 69V70H30ZM68 69V70H67ZM100 69V70H99ZM139 69V68H138ZM201 69V68H200ZM199 69V70H200ZM61 70V71H60ZM70 70V71H69ZM79 70V71H78ZM87 70H89L88 72H87ZM119 70V71H120ZM38 71V72H37ZM42 71L44 72V71H47V73L46 72H44V73H42ZM54 71V72H53ZM64 71V72H63ZM95 71V72H94ZM201 71H203L202 69H201ZM36 72V73H35ZM61 72V73H60ZM67 72V73H66ZM69 72H71V73H69ZM82 72L84 73V75L85 76H87V77H85L83 74H82ZM90 72V73H89ZM91 72H92V74H91ZM98 72H101V74H99ZM197 72V73H196ZM26 73H28V74H26ZM65 73V74H64ZM75 73V74H74ZM87 73V74H86ZM105 73V74H104ZM125 73V72H124ZM140 73V71L137 73V75ZM196 73V74H195ZM31 74V75H30ZM62 74V75H61ZM89 74H91L92 75V77L89 75ZM107 74V75H106ZM121 74V75H122ZM201 74V73H200ZM22 75V76H21ZM26 75V76H25ZM27 75L29 76L30 75V77L31 78H29V77H27ZM54 75H55V77L57 78H55L54 77ZM69 75H71V76H69ZM80 75V76H79ZM103 75V76H102ZM132 75L133 74H131V77H132ZM188 75H190V77L188 76ZM58 76H60V77H58ZM61 76H62V78L64 79V82H66V83H63V79H62V81L60 82V79L59 78H61ZM66 76H69L70 78H68V77H66ZM73 76V77H72ZM79 77L78 79H77V77ZM96 76H100V78H101V80H102V78L104 79V80H100L99 82H98V80L99 79H97V77ZM105 76V77H104ZM112 76H114V77H116V78H114V77H112ZM135 76V75H134ZM29 79L28 80V82H27V78ZM44 77V78H43ZM45 77H47L48 79H46ZM92 79H91V78ZM95 77H96V79H95ZM107 77V78H106ZM109 77V78H108ZM130 76H129V80H131L132 81V78H131ZM190 78V80H189V78ZM19 78V79H20ZM39 78V79H38ZM54 80H53V79ZM66 78H67V80H66ZM81 78H83V79H81ZM85 78V79H84ZM89 78V79H88ZM106 78V79H105ZM114 78V79H113ZM135 77H133V79H134ZM25 79V80H24ZM43 79V81H41ZM50 79V80H49ZM52 79V80H51ZM69 79V80H68ZM90 81V79L92 80L91 82H89L88 80ZM95 80V82H96V85H98V83H99V85L96 87V85H93V84H95V83H93L94 82V80ZM108 79L110 80V81H108ZM115 79H117V81L115 80ZM188 79V80H187ZM200 79V80H199ZM31 80H33V81H31ZM44 80L46 81H50L51 82V85H49L50 84V82L47 84H45V82H44ZM107 80V81H106ZM128 80V81H129ZM193 80V81H192ZM25 81H26V83H28V84H26L25 83ZM70 82V84H69V82ZM79 81V82H78ZM122 81H123V83H122ZM127 81V82H128ZM134 81V80H133ZM30 82V83H29ZM52 82H54V83H52ZM74 82V83H73ZM77 82V83H76ZM82 82V83H81ZM88 82V83H87ZM98 82V83H97ZM126 82V81H125ZM127 82L123 85V86H125V87H127V86H130L132 83H128L127 84ZM194 82V83H193ZM43 83V84H42ZM79 83V84H78ZM80 83H81V86H77V85H80ZM88 85H87V84ZM93 83V84H92ZM197 83V84H196ZM203 83V82H202ZM33 84V85H32ZM62 84V85H61ZM114 84V83H113ZM187 84V85H186ZM42 85H43V87H42ZM61 85V86H60ZM67 85H69V86H67ZM90 85V86H89ZM120 85H118V83H117V85H116V87L118 86H120ZM195 85V86H194ZM196 85H197V88H196ZM35 86V87H34ZM44 86H46V90L49 92H47L46 90L44 91L43 90V88H44ZM63 86V87H62ZM64 86L65 87H67V89L66 88H64ZM74 86V87H73ZM89 86V87H88ZM94 86H95V88H94ZM115 85H113L112 87H114ZM193 86V87H192ZM33 87L36 89V91H37V93H34V92H36L35 91V89H33ZM53 87V88H52ZM58 88V91H57V93H59V91H60V93L57 95V93H54V92H56V89ZM72 87V88H71ZM81 87H83V90H84V88H85V91H82L81 89ZM182 87V88H181ZM185 87H187V88H185ZM194 87L196 88V90L194 89ZM207 87V86H206ZM40 88V89H39ZM56 88V89H55ZM68 88H70V90H68ZM74 88H75V93H74ZM124 88V87H123ZM129 88V87H128ZM180 90H179V89ZM189 88H190V90H191V92H189L190 90H189ZM39 89V90H38ZM42 89V90H41ZM51 89H52V91H51ZM53 89H54V91H53ZM71 89L73 90V91H71ZM78 89H79V91H80V93H77V92H79L78 91ZM92 89V90H91ZM93 89H94V92H93ZM116 89V88H115ZM120 87L116 90V92L118 93V92H121L120 90ZM89 90V91H88ZM125 90V92H126V88L124 89ZM142 90V89H141ZM189 90V91H188ZM194 90V91H193ZM41 91V92H40ZM43 91H44V93H43ZM66 91V92H65ZM77 91V92H76ZM82 91V92H81ZM88 91V92H87ZM92 91V96L90 95L91 92ZM199 91V92H198ZM31 92V94L33 93V94H35V95H33L32 94V96H31V94L30 95H28L29 93ZM45 92H47V93H45ZM51 92H53V93H51ZM62 92H64V93H62ZM67 92H70L69 94H67ZM99 92V91H98ZM185 92L187 93V94H185ZM196 92V93H195ZM201 92V93H200ZM43 93V94H42ZM62 93V94H61ZM77 93V94H76ZM86 93V94H85ZM155 93V92H154ZM181 93H183V94H181ZM195 93V94H194ZM3 94V92H0V100L2 99L1 97H3L4 96V94ZM27 94V95H26ZM38 94H41V96L43 97V95H44V97L45 96H47V97H45L46 99H47V102L48 103H46V102H44L45 103V105L47 106V107H43V109L42 108H40V107H42V105L43 106H45L42 102V100H41V96H38ZM46 94V95H45ZM51 94V95H50ZM65 94V95H64ZM75 94V95H74ZM85 94V95H84ZM94 94V95H93ZM190 94V95H189ZM205 94H204V97H205ZM25 95V96H24ZM49 95L51 96V98L49 97ZM55 95H57L56 97H55ZM79 95V96H78ZM153 95V94H152ZM201 95H203V94H201ZM200 95V96H201ZM207 95V94H206ZM209 95V94H208ZM36 96H35V98L34 97H32V98H34V99H36ZM62 96V97H61ZM68 96V97H67ZM69 96H70V98L71 99H68L69 98ZM93 96H94V98H93ZM96 96V97H95ZM168 96L169 98H172V100H170V102L171 103H169V102H166V100H168L169 98H166V97ZM190 96V97H189ZM26 97V98H25ZM30 97L29 98H27L26 100H27V102H28V100L30 99ZM40 98V100H39V98ZM43 97V98H44ZM48 97H49V99H48ZM64 97H66V98H64ZM74 97V98H73ZM88 97H90V98H88ZM138 97V98H137ZM25 98V99H24ZM45 98L43 99V100H45ZM57 98V99H56ZM76 98V99H75ZM87 98H88V100H87ZM159 98V99H158ZM165 100H164V99ZM184 98V99H183ZM186 98H188L187 100H185ZM207 98V97H206ZM33 99V100H34ZM54 99V100H53ZM59 99V100H58ZM64 99H66V100H64ZM78 99V100H77ZM92 100V99H94V100H92V101H90V100ZM97 99V100H96ZM136 99H138V101H139V96H136V97H134L133 98V100H136ZM152 99H153V101H152ZM158 99V100H157ZM166 102V103H164V104H162L163 103V100ZM193 99H195V100H193ZM196 99L197 100H199L200 101V103H199V101L197 102L196 101ZM8 100V99H7ZM22 100L20 101L21 103H22ZM41 102V103H38L39 101ZM49 100V101H48ZM51 100H52V103H51ZM64 100V101H63ZM68 100H71V101H68ZM96 100V101H95ZM133 100H131V101H133ZM151 100V101H150ZM162 101V103H158L159 101ZM183 100H185L184 102H182ZM4 103H6V104H8L9 103V101H6V99H5V101H4V97H3V100H2ZM46 101V100H45ZM57 101H58V103H57ZM67 101V102H66ZM91 102V103H89L88 104V102ZM160 101V102H161ZM192 101L193 102H195V105H197V106H195L193 103H192ZM24 102V101H23ZM26 102V101H25ZM24 102V104H26ZM30 102V101H29ZM50 102V103H49ZM55 104H54V103ZM84 102H86L85 104H84ZM136 102H137V100H136ZM152 102V103H151ZM157 102V103H156ZM3 103V104H4ZM37 104V106H39L38 108H39V110L37 109V107L35 106L36 104ZM60 103V104H59ZM67 104V106L66 107H64V105L65 104ZM74 105H76V106H74ZM75 103H77V104H75ZM80 103V104H79ZM119 102H117V104H118ZM148 103H149V105H148ZM167 103H169V104H167ZM197 103H199L200 104V106L198 107V105L199 104H197ZM35 104V105H34ZM39 104H42V105H39ZM57 104V106H62V108L60 107H57V106H55ZM83 104V105H82ZM87 104V105H86ZM90 104H91V106H90ZM127 105V107L129 108V107H131V108H129V109H127V107H124L125 105ZM174 105V106H172V107H170V106H168L167 107V105ZM186 104V105H185ZM193 104V106H191ZM5 105V104H4ZM4 105H2V107H4ZM9 105H10V103H9ZM9 105H8V107H9ZM50 105V106H49ZM52 105V106H51ZM72 105H73V107H72ZM78 105V106H77ZM80 105H82V106H80ZM96 105H97V102H96ZM148 105V106H147ZM6 106V105H5ZM31 106H35V109L33 108V107H31ZM86 106V107H85ZM90 106V108H88ZM161 106H162V108H161ZM183 106V107H182ZM208 106V107H207ZM52 109H54V108H56V110L54 109V110H52L51 111V108ZM54 107V108H53ZM70 107V108H69ZM83 107V108H82ZM149 107H150V109L152 108L153 110H150L149 109ZM154 107V108H153ZM174 107H176V108H174ZM190 107H193V109H192V111H190V109L189 108ZM196 107V110L194 109ZM6 107H4V111H6V109H5ZM31 108L35 111L36 109L38 110H36L38 113H36V115H34L35 113H34V111L33 110H31ZM46 108V110H44ZM48 108H50V109H48ZM63 108L65 109V110H63ZM73 108V109H72ZM79 108V109H78ZM160 109V112L159 111H157V110H159ZM170 110H169V109ZM173 108V109H172ZM188 108V110H186V109ZM26 109H25V112L27 113V111H26ZM63 111H62V110ZM69 109V110H68ZM71 109H72V111H71ZM76 109V110H75ZM87 109H90V110H87ZM131 109V110H130ZM133 109V110H132ZM141 109H143V110H141ZM154 109L157 111V112H155L154 111ZM164 109V110H163ZM176 109V110H177ZM183 109H185V110H183ZM40 110H42L43 111V113L41 112H39ZM59 110V111H58ZM86 110V111H85ZM91 110H93V115H92V117H91ZM130 110V111H129ZM136 110V111H135ZM161 110H162V112H161ZM172 110V111H171ZM203 110V111H202ZM45 111H48V112H50V113H48V112H45ZM69 111V112H68ZM81 111V112H80ZM132 111V112H131ZM154 111V112H153ZM167 112V113H165V112ZM185 113V115L183 116V112ZM195 111H197L198 113L196 114V112ZM20 113H21V111H19ZM53 112V113H52ZM75 112V113H74ZM78 112V113H77ZM82 112H86V114L84 115V113H82ZM125 112V113H124ZM130 113V115H131V113H133L132 115H134V113H135V115L134 116H130L129 115V113ZM165 113V114H163V115H160L161 113ZM183 113V114H181V113ZM193 112H194V114H193ZM55 113V114H54ZM72 113V114H71ZM80 113H82V114H80ZM124 113V114H123ZM151 113H153V114H151ZM202 113H204V115H202L201 116V114ZM39 114V115H38ZM49 116H48V115ZM73 114H75V115H73ZM81 116H85L84 118L83 117H81ZM88 114H89V116H88ZM140 114H141V116H140ZM181 114V115H180ZM10 115V114H9ZM41 115V116H40ZM43 115V116H42ZM56 115V116H55ZM61 115H62V117H61ZM66 115V116H65ZM87 115V116H86ZM117 115V116H116ZM125 115H129L128 117H129V120H128V117H126ZM137 115H139L140 116V118H139V116H137ZM143 115V116H142ZM151 115V116H150ZM193 115V116H192ZM197 115V116H196ZM19 116H20V114H19ZM33 116H35L34 118H33ZM44 116H46V117H44ZM73 116V117H72ZM80 116V117H79ZM116 116V117H115ZM167 116V117H166ZM199 116V117H198ZM36 117H40V118H36ZM41 117H44V118H41ZM70 117V118H69ZM74 117H76V118H74ZM91 117V118H90ZM127 118V119H125V118ZM135 117H138L139 119H136ZM141 117L143 118L141 121H143L144 119L146 120V123L149 121V122H152V126L154 127L155 126V128H158V126L161 124V122H162V125H160V127L159 128H162L163 130H164V128H165V130L164 131H161L160 132V130H159V132L160 133H162V136H161V134L158 132V131H155V132H157L155 135H154V137L155 136H157V137H155V139L157 138V140H158V136H159V139L160 138H162V137H164V138H162L163 140L165 139L166 140V138L165 137H167V139H168V137H173L172 139H170V143H171V145H170V143H168L169 142V139L166 141V144H168V148L166 149V148H164L165 149V151L163 150V151H161V153L159 154L158 152H157V156H160L161 155V157L163 158H161V157H157L156 156V154L153 156L152 155V157L151 158H153V157H155L156 156V158H153L152 160H151V158H150V156L149 155H147L148 154V151H147V153H146V155L143 153V155H145V156H143V157H148V158H146V160L148 159V160H150V161H146L145 160V162L146 163H143L141 160V157H139V159H138V156H139V153H138V155L136 154V152H135V154L137 155V157H135V159L133 158V156H131L132 158H133V160H132V158L130 157H126L125 155H134V150L133 149H129V152L130 151H132L133 150V153L131 152L130 154L129 153H127V154H125V152L123 151V150H119L120 148L122 149L123 147H120L119 148V142H121L122 140H121V136H120V134H122V136L126 133V132H124L125 131V126H127L128 127V125L129 126H133L132 128L133 129H138V126L140 127L141 126V124H142V122L140 121V119H141ZM8 119H9V117H7ZM10 118H11V116H10ZM35 118H36V120H35ZM63 118H65V119H63ZM88 118H89V120H88ZM133 118V119H132ZM41 119V120H40ZM48 119V120H47ZM53 119V120H52ZM57 119V120H56ZM80 121H82V122H80L79 123V120ZM86 119V120H85ZM124 119V121H121V120H123ZM132 119V121H130ZM52 120V121H51ZM59 120H61V121H59ZM64 122H63V121ZM74 120H76V121H74ZM127 120V121H126ZM160 120V122H158ZM180 120V121H181ZM37 121H38V123H37ZM51 121V122H50ZM69 121V122H68ZM73 121V122H72ZM78 121V122H77ZM86 121V122H85ZM88 121L91 123V124H93V126H91V124L89 123L88 124ZM117 121H118V124L119 125H121L123 128H124V131H123V129H120L121 127L120 126H118V128H117ZM126 121V122H125ZM136 121H138V122H136ZM36 122V123H35ZM41 122H43V123H41ZM58 122V123H57ZM59 122H60V124H59ZM66 122V123H65ZM71 124L70 126H69V124ZM84 122V123H83ZM122 122V123H121ZM127 122H129L130 124H128ZM42 124V126H41V124ZM55 123V124H54ZM83 123V124H82ZM102 123V124H101ZM136 124V126L135 125H133V124ZM141 123V124H140ZM155 123H160V124H154ZM8 125V127H7V125ZM28 124V127L26 126ZM57 124V125H56ZM62 124V125H61ZM73 124V125H72ZM78 124H79V126H78ZM85 124V125H84ZM125 125V124H127V125H125V126H123V125ZM132 124V125H131ZM166 124V123H165ZM176 124V123H175ZM53 125V126H52ZM56 125V126H55ZM59 125H61V126H59ZM68 125V126H67ZM84 125V126H83ZM88 125H90L89 126V128H87L88 127ZM156 125H158V126H156ZM182 125V126H183ZM8 128V129H6V131L8 132H6L5 131V128L6 127ZM34 126V127H33ZM36 126H38V127H36ZM43 126H44V128H43ZM49 126H51V127H49ZM57 126H59V127H57ZM82 126V127H81ZM96 126V127H95ZM135 126V127H134ZM173 126V125H172ZM11 127V128H10ZM48 129H47V128ZM53 127V128H52ZM62 127V128H61ZM64 127V128H63ZM72 127H73V130H72ZM76 129H75V128ZM79 127H81V128H79ZM85 127H86V129H85ZM94 127V129L93 130H89L90 128H93ZM102 127H103V125H102ZM126 127V131L128 130V129H130L131 127H129V128H127ZM137 127V128H136ZM23 129V131H20L19 129ZM25 128H27L28 129V131H29V133L27 134V131L25 132ZM31 128H33V129H31ZM41 128V129H40ZM50 128V129H49ZM53 130H52V129ZM57 128V129H56ZM80 130H79V129ZM117 128V129H116ZM131 128V129H132ZM154 128V130H157V129H155ZM158 128V129H159ZM167 128H170V129H173L172 131L170 130V134H169V132H167V133H165L166 132V129ZM177 128V129H176ZM4 129V130H3ZM10 129V130H9ZM16 129H18L17 131H16ZM21 129V130H22ZM26 129V130H27ZM88 129V131H90V134H88V135H85V136H88V137H85L88 141L90 140V143L88 142H86V140L82 137V136H84V134L83 135H81V133H83V131L84 130H87ZM111 129V128H110ZM130 129V130H131ZM161 129V130H162ZM183 129V130H182ZM13 130V131H12ZM32 132H31V131ZM38 130H40V131H38ZM41 130H42V132H41ZM44 130V131H43ZM49 130V131H48ZM75 130L76 131H81V132H75ZM115 130H120V134L119 133H116V131ZM168 130V129H167ZM168 130V131H169ZM181 130V131H180ZM3 131L5 132V133H3ZM40 132L39 134H36L37 132ZM177 131V132H176ZM186 131L188 132V128L186 129ZM186 131L184 132V135L183 136H185L187 133H186ZM13 132H17L15 135L13 134ZM23 132V133H22ZM43 132H45V133H43ZM49 132V133H48ZM52 132H53V135H52ZM66 132H67V134H66ZM86 132V133H85ZM113 132V133H112ZM174 132H175V134H174ZM7 133V134H6ZM46 133H48V134H46ZM73 133V134H72ZM76 133V135H74ZM79 133H80V137H79ZM84 133L85 134H87V131H84ZM91 133H92V135H91ZM115 133V135H117L115 138H113V134ZM178 133V134H177ZM9 134L11 135V137H9ZM33 134V135H32ZM74 135V136H72V135ZM93 134H94V136H93ZM102 134V132L100 133V135ZM108 134H110V135H108ZM167 134H169V135H167ZM176 134H177V137H176ZM192 134V133H191ZM5 135H8V136H6L5 137ZM12 135H14V136H12ZM32 135V137H29V136H31ZM45 135V136H44ZM50 137H49V136ZM63 135H65V136H63ZM90 135H91V137H90ZM99 135V136H100ZM119 135V136H118ZM175 135V136H174ZM178 135H180V136H178ZM17 136V137H16ZM25 136L27 137V138H25ZM36 136V137H35ZM37 136H38V138H37ZM57 136V137H56ZM69 137V139H68V137ZM207 136V137H206ZM205 137L206 138H208L209 140H212L214 137L213 136H208V135H206ZM19 137V138H18ZM44 137V138H43ZM54 137V138H53ZM76 139L75 141H71V139ZM97 137V136H96ZM121 137V138H120ZM212 137V139H210ZM9 138V139H8ZM14 138V139H13ZM36 140H35V139ZM42 140H41V139ZM48 138H50V139H48ZM78 138V139H77ZM80 138H82L81 140H80ZM174 138H176V139H174ZM190 136H188L187 137V140H190ZM18 139V140H17ZM29 139H31V140H29ZM33 139V140H32ZM39 141H41V142H39ZM107 139V140H106ZM115 139V142L113 141ZM8 140V141H7ZM14 140H16V141H14ZM35 140V141H34ZM51 142V143H49V141ZM106 140V141H105ZM109 140V141H108ZM184 140V141H183ZM27 141H31L30 143H28ZM37 141V142H36ZM69 141V142H68ZM71 141V142H70ZM80 141H83V143L85 142L86 143V145L85 144H78ZM118 141V142H117ZM160 141V140H159ZM175 141H174V143H175ZM181 141V142H180ZM204 141H205V143H204ZM213 141H215V140H213ZM212 141V142H213ZM5 142H0L1 144V146H3V145H5L4 143ZM26 142V143H25ZM35 142V143H34ZM49 144H48V143ZM53 142H55V144L53 143ZM59 144H58V143ZM76 142V143H75ZM117 142V143H116ZM178 142V143H177ZM182 142H183V144H182ZM21 143H19V144H21ZM33 143V144H32ZM80 143H82V142H80ZM155 143H157V142H155ZM211 143V142H210ZM209 143V146H211L212 144H210ZM3 144V145H2ZM35 144V145H34ZM47 144V145H46ZM51 144V145H50ZM75 144H78V146L77 147H75L76 149L75 150H72L71 148L73 147L74 148V146H75ZM100 144V145H99ZM103 144H105L104 146H102ZM108 144H110V146L108 145ZM115 144V145H114ZM204 144H206V146H204ZM29 145V146H30ZM48 145H49V147H48ZM58 145H60V146H58ZM67 146V147H63V146ZM72 145V146H71ZM83 145V146H82ZM112 145L114 146V148H115V146H116V151H118V152H116L115 150H113L114 148L112 147ZM186 145V146H185ZM198 145V146H197ZM201 145V146H200ZM0 146V147H1ZM69 146H71V148L69 147ZM85 146V147H84ZM185 146V148H182V147H184ZM188 146V147H187ZM200 146V147H199ZM35 147V148H34ZM51 147H53V149L51 148ZM82 148V149H80V148ZM103 147L105 148V149H103ZM106 147H108L107 149H106ZM111 147H112V149H111ZM37 148H40V149H37ZM59 148V149H58ZM85 148L87 149L88 148V150H86L85 151ZM162 148V147H161ZM199 148V149H198ZM206 148H205V150H206ZM46 151H45V150ZM52 149V150H51ZM55 149V150H54ZM90 149V150H89ZM109 149V150H108ZM176 149V150H177ZM41 150H43V151H45V152H43V151H41ZM56 150H58V151H56ZM72 150V151H71ZM78 150V151H77ZM79 150H81V152H79ZM102 150V151H101ZM113 150V151H112ZM50 151H52V152H50ZM87 151H89V152H87ZM99 151V152H98ZM108 151V152H107ZM120 151H123V153L125 154H123V153H121ZM155 151V150H154ZM34 152V153H33ZM36 152V153H35ZM48 152V153H47ZM102 154H101V153ZM104 152V153H103ZM111 152H112V154H111ZM114 152V153H113ZM126 152H128V151H126ZM163 152V153H162ZM39 153H41V154H39ZM55 153H56V155H55ZM79 153H81V154H79ZM86 153V154H85ZM93 153V155H91V154ZM97 153H99V154H97ZM110 153V155L108 156V154ZM116 153V154H115ZM167 153H168V151H167ZM34 154H35V156H34ZM37 154H39V155H37ZM55 156H54V155ZM58 154H60V155H58ZM89 154H90V159H89ZM115 154V155H114ZM120 155V156H118V155ZM159 154V155H158ZM166 154V153H165ZM199 154V155H200ZM204 153H202V155H203ZM44 155V156H43ZM46 155V156H45ZM58 155V156H57ZM80 155V156H79ZM83 157H82V156ZM88 157H87V156ZM117 155V156H116ZM122 155H124V156H122ZM198 155V156H199ZM48 156H50V157H53V158H49ZM57 156V157H56ZM60 156V157H59ZM93 156V157H92ZM94 156L96 157V156H98V159L96 158L95 160L93 159L94 158ZM103 156L106 158H104L105 160H104V162H109V164H111L114 160H116V158L117 157H119V159L121 158V159H123V158H126V159H124V162L122 163L123 165H120L119 166V162H117L118 163V165H116L117 163H115V166H112V165H114L113 163L111 164V165H107V166H105L106 164H104V162L101 160V158L103 159ZM116 156V157H115ZM188 156V152L187 153H185V155L184 156H182L181 157V160H183L184 158H186V157ZM35 157H37V158H35ZM78 157V158H77ZM80 157V158H79ZM84 157H86V158H84ZM109 157V158H108ZM33 158H35V159H33ZM61 158L63 159V161L61 160ZM112 158V159H111ZM115 158V159H114ZM161 158V159H160ZM33 160V162H32V160ZM41 159V160H40ZM43 159H45V160H43ZM47 159V160H46ZM68 159V160H67ZM75 159L77 160V161H75ZM79 159H80V161H79ZM82 159H84V160H82ZM86 159V160H85ZM114 159V160H113ZM156 159V160H155ZM32 162H30V161ZM37 160H39V161H37ZM56 162H55V161ZM94 160V161H93ZM100 161V163L98 164V163H96L97 161ZM108 160H113L112 162H110V161H108ZM118 160V159H117ZM116 160V161H117ZM126 160H127V162H126ZM141 161L142 163H143V165H142V163H134V164H136L137 165V167H135L136 165H134L133 164V162H137V161ZM158 160V161H157ZM48 161V163H45V162H47ZM52 161H53V163H52ZM68 162V163H65V162ZM73 161V162H72ZM76 163H75V162ZM81 161H86V162H81ZM96 161V162H95ZM120 161V160H119ZM152 161V162H151ZM168 162V166H164V165H166L165 163L166 162ZM44 162V163H43ZM61 162H62V164L63 163H65L66 164V166H65V164H61ZM80 162H81V165H80ZM101 162H103V163H101ZM115 162V161H114ZM159 162V163H158ZM29 163H31V164H29ZM36 163V164H35ZM40 163V164H39ZM43 163V164H42ZM69 163H71V164H69ZM78 163V164H77ZM121 163V162H120ZM133 164V165H131V164ZM148 163V164H147ZM152 165H151V164ZM161 163H163V165L161 164ZM38 165V167H36L35 165ZM69 164V165H68ZM73 164V165H72ZM76 165V167L77 168H74L75 167V165ZM86 164V165H85ZM124 164H125V166H124ZM126 164H128V166H130V167H126ZM130 164V165H129ZM145 164H147V165H145ZM156 164H159V165H156ZM175 164V165H174ZM228 164V163H227ZM41 165H42V168H40L41 167ZM60 165V166H59ZM78 165H80V166H78ZM88 165V166H87ZM140 165V166H139ZM229 166H228V168L225 166V168L224 169H222L223 170V173L222 174H219V178H221V177H223V178H221V182L223 183V185H222V187L223 188H225V189H223L222 187H220L221 189H222V191H221V189L219 188V192H217L216 191V194H215V192H208V194L205 192V193H203L202 195H200L199 194V201H204V203L205 202H208L209 203V205H208V209H210V211L212 210V213L213 212H215L214 214H217V220L219 219V217H220V221L219 222H216V224H214V226L216 225V227H217V232L216 231H214L213 233H211V234H213V235H211L212 237H218V233L219 234H224V236L225 237H227V240H226V238L225 237H223V240L225 239V243L224 244H226V243H228V245L226 244V246L224 245V244H221V245H219L218 247H220L219 249H221V257L223 256V260H230V261H228L227 260V263L224 261V263L223 264H247L246 262H248V260L249 259H246L245 260V258H248L247 256H246V242H247V239H249V237H246V238H244L242 235H243V232H248L249 233V226H247V223L246 222H241V220H240V218L238 217V214L237 213H235L236 215H232V214H234L232 211L233 210H231V209H233L232 207V205H233V201L231 200V199H234V201H236L238 198V200H240V197L238 196V195H236L239 191V188H240V186H241V188H243L244 186H245V184L244 183H239L238 184V182H240V180H236V179H243L244 177V175L242 176L241 174H238V173H236L235 171H234V168H232V164H228ZM35 166V169L33 168V167ZM57 166V167H56ZM62 166V167H61ZM68 166V167H67ZM87 166V167H86ZM106 167V169L108 170H106L105 169V167ZM109 166H111V167H109ZM116 166L117 167H119L118 169L116 168ZM123 168H122V167ZM138 166L140 167V168H138ZM152 166V167H151ZM158 166V167H157ZM170 166V167H169ZM178 166V167H177ZM28 167V168H27ZM32 167V168H31ZM49 167V168H48ZM55 167V168H54ZM66 167L68 168V169H66ZM81 167V169L79 170V168ZM85 167H86V169H85ZM96 167H99V169H100V172H98L99 171V169L97 168L96 170H95V168ZM102 169H101V168ZM114 167V168H113ZM124 167L126 168V170L124 169ZM132 167V169L134 170V171H132V169H130ZM134 167V168H133ZM143 167H145L144 169H142ZM156 167V168H155ZM168 167V168H167ZM230 167H231V169H230ZM27 168V169H26ZM36 168H38V169H36ZM46 168V169H45ZM63 169V171H62V169ZM109 168V169H108ZM113 170H112V169ZM120 168H122V169H124V170H122V169H120ZM155 168V169H154ZM158 168V169H157ZM230 169L229 171L227 170V169ZM24 169H26V170H24ZM40 169V170H39ZM43 169V170H42ZM49 169V170H48ZM51 169H52V171H51ZM56 169H59V170H56ZM73 171H72V170ZM84 169H85V171H84ZM91 169V170H90ZM94 169V170H93ZM110 169H111V171H113V172H110ZM114 169H115V171H114ZM130 169V170H129ZM135 169L137 170V169H140V170H137V171H135ZM143 171H142V170ZM163 169V170H162ZM23 170V171H22ZM29 170H32V171H29ZM36 170L38 171V172H40L41 171V173H38V172H36ZM56 172H55V171ZM65 170V171H64ZM79 170V171H78ZM82 170V171H81ZM104 170H106V171H103ZM116 170H118L119 172H122L123 174H124V176H123V174L122 173H120V175H118L117 173H118V171H116ZM146 170V171H145ZM160 170V171H159ZM228 171V174H226L225 173V171ZM232 170V171H231ZM25 171V172H24ZM35 173H34V172ZM54 171V172H53ZM61 171V172H60ZM69 171H71V173L69 174ZM131 171H132V173H131ZM140 171V172H139ZM148 171V172H147ZM153 171V172H152ZM33 172V173H32ZM45 174H44V173ZM73 172V173H72ZM101 172H102V174H101ZM108 172V173H107ZM129 172H130V174H129ZM139 172V173H138ZM142 172V173H141ZM149 172L151 173V174H149ZM160 172H162V173H160ZM230 172H232V173H230ZM32 174V176H30L31 174ZM43 173V174H42ZM50 173V175H48ZM53 173V174H52ZM56 173H58V175L56 174ZM63 173H64V175H63ZM78 174V176H77V174ZM100 173V174H99ZM136 173H137V175H136ZM143 173H145V174H143ZM166 173V174H165ZM233 173H234V175H236V176H233V178H232V176L231 175H233ZM239 173H241V172H239ZM18 174V175H17ZM26 174V175H25ZM34 174V175H33ZM76 174V175H75ZM96 174V175H95ZM117 174V175H116ZM132 174V175H131ZM142 174H143V176H142ZM149 174V175H148ZM153 174H154V176H153ZM224 174V175H223ZM226 174V175H225ZM230 174V175H229ZM237 174L240 176V178H235V177H237ZM17 175V176H16ZM21 175V176H20ZM24 177H23V176ZM28 175V176H27ZM36 175V176H35ZM53 175V176H52ZM95 175V177H93ZM117 176V178L119 177V176H122L123 178L121 179V177H119L118 179L119 180H116L117 182H115V180L113 181L114 182V184L115 185H113V183H112V180L111 181H109L108 182V184H109V186H108V184H106L107 183V180L105 179V178H109V177H113V176ZM127 175V176H126ZM128 175L130 176V177H132V179L133 180H135L134 182H132L133 180H124V177H125V179H127L128 178ZM138 175H139V178H138ZM161 175V176H160ZM41 176V177H40ZM43 176V177H42ZM47 176H50V177H47ZM55 176H59L58 177V179H56L57 177H55ZM73 176V177H72ZM85 176V177H84ZM153 177V180H152V178H147L146 179V177ZM156 176V178H154ZM163 176H165L164 178H162ZM189 177H190V173H189V175H188ZM229 176H231L230 177V180L232 181H230L228 178H229ZM246 176V175H245ZM18 177L22 180H20V179H18ZM27 177H29V179L27 178ZM35 177H37V178H35ZM61 177V178H60ZM62 177H64V178H67V180H69L70 182H71V184H70V182L68 181L67 182V180L66 179H62ZM87 177V178H86ZM88 177H90V178H88ZM93 177V178H92ZM129 177V179H131ZM133 177H136V178H133ZM185 177V176H184ZM18 180H17V179ZM34 178V179H33ZM48 178V179H47ZM55 180H54V179ZM70 178H71V180H70ZM83 178L85 179V180H83ZM142 178V179H141ZM158 178H160V180L161 181H159V179ZM167 178V179H166ZM187 178V177H186ZM225 178H226V181H225ZM25 179V180H24ZM33 179V180H32ZM41 179H42V181H41ZM49 179L51 180V182H53V183H50V182H48L49 181ZM75 179V180H74ZM79 179H81V180H79ZM98 179H102V182H99L98 181ZM151 179V180H150ZM166 179V180H165ZM227 179H228V181H229V183L227 182ZM233 179V180H232ZM27 180V181H26ZM35 180V181H34ZM60 180V181H59ZM94 180H97L98 181V183H97V181H94ZM144 180H146V181H144ZM154 180H156V181H154ZM159 181V183H157L158 181ZM170 180H171V182H170ZM173 180V181H172ZM33 183H32V182ZM39 181V182H38ZM45 182L44 184L43 183H41V182ZM46 181L48 182V183H46ZM56 181V182H55ZM62 181V182H61ZM66 182V184L64 183V182ZM77 181V182H76ZM79 181V182H78ZM82 183H81V182ZM83 181H84V184H85V186H84V184H83ZM94 181V182H93ZM101 181V180H100ZM104 181V182H103ZM144 181V182H143ZM150 181V182H149ZM166 181H169V182H166ZM179 181V182H178ZM184 181H187L186 183H184ZM235 181H237V184L235 185V183H233V182H235ZM27 182H29L28 184H29V186H28V184H27ZM56 184H55V183ZM62 184H61V183ZM72 182H73V185H72ZM76 182V184L78 183V185L77 186H75V183ZM90 182V183H89ZM106 182V183H105ZM138 183V184H136V183ZM141 182V184H139ZM152 182L154 183V184H152ZM155 182H156V184H155ZM164 184H163V183ZM173 182V183H172ZM176 182H177V185H176ZM189 182V183H188ZM20 184V185H18V184ZM22 183V184H21ZM36 183H39V185L38 184H36ZM50 183V184H49ZM60 183V184H59ZM63 183H64V186L65 187H63L62 185H63ZM81 183V184H80ZM101 183H102V185H101ZM103 183H105L104 184V186H103ZM133 183H135V184H133ZM144 183V184H143ZM161 183V185L162 186H159L158 185V187H157V184H160ZM183 183H184V185H183ZM232 183V184H231ZM15 184V185H14ZM34 184V186H33V188H32V185ZM41 184V185H40ZM46 184V185H45ZM57 184H59L58 186H57ZM79 184H80V186H79ZM110 184L112 185V187H114V188H112L111 186H110ZM126 184V185H125ZM143 184V185H142ZM147 184H148V187H147ZM150 184V185H149ZM152 184V185H151ZM234 184V185H233ZM242 184V185H241ZM20 186V187H17V186ZM22 185V186H21ZM25 185V186H24ZM37 185V186H36ZM43 185V186H42ZM48 185H50L51 187H49ZM54 185V186H53ZM56 185V186H55ZM69 185V186H68ZM135 185H138V186H135ZM172 185V186H171ZM238 185V186H237ZM38 186H41V187H44L45 186V188H43L44 190H42L41 188L40 189H38L39 187ZM61 186V187H60ZM107 186V187H106ZM130 186V187H129ZM150 186H152V187H150ZM154 186H155V188H154ZM167 186H168V188H167ZM204 186H205V184H204ZM204 186L202 187V184H201V188L203 189L204 188ZM15 187V188H14ZM22 187V188H21ZM24 187V188H23ZM30 187H31V189H30ZM38 187V188H37ZM67 187V188H66ZM106 187V188H105ZM109 187H111V189H109ZM120 188V189H118V188ZM127 189H126V188ZM134 187H136V188H134ZM144 187V188H143ZM146 187H147V189H146ZM162 187V188H161ZM171 189H170V188ZM21 188V189H20ZM27 188V189H26ZM29 188V189H28ZM37 188V189H36ZM47 188V189H46ZM51 188V189H50ZM55 189V191H54V189ZM85 188V189H84ZM129 188V189H128ZM130 188H132V189H130ZM150 188L152 189V188H154L155 190H150ZM182 188V189H181ZM194 189H193V192L195 191V187H193ZM23 189H26V191H24ZM35 189V190H34ZM53 189V191H51ZM65 189H68V190H65ZM69 189H72L73 190V192L74 193H76V194H78V195H76V194H74V193H72V190H69ZM77 190V191H75V190ZM89 189V190H88ZM94 189V190H93ZM96 189V190H95ZM114 189H115V191H114ZM136 189V190H135ZM137 189H138V191H137ZM143 189H146V191L147 192H144L145 190H143ZM165 189V191L167 190L168 191V193L169 194H171L172 196L173 195H177L178 196V193L180 194H184V196H182L180 199H177L176 197H174L173 196V198H172V196L170 195L169 197H168V193H167V191H166V193L163 191ZM32 190V191H31ZM40 190V191H39ZM46 190V191H45ZM50 190V191H49ZM63 190V191H62ZM79 190H81V191H79ZM86 190V191H85ZM91 190V191H90ZM129 190V191H128ZM200 190V189H199ZM199 190L197 191L196 190V192H197V194H198V192H199ZM28 191V192H27ZM48 191V192H47ZM59 191H61V193H58ZM67 191H69V193L67 192ZM70 191H71V193H72V195H73V197H72V195H71V193H70ZM81 193V195L82 196H80L79 195V192ZM89 193H88V192ZM96 191V192H95ZM117 191H119V192H117ZM131 191V192H130ZM132 191H134V193L132 192ZM136 191H137V193L138 194H140V195H138L137 193H136ZM141 191V192H140ZM169 191H171V192H173V193H171V192H169ZM174 191H175V194H174ZM182 191L184 192V193H182ZM201 192H202V190H200ZM27 192V193H26ZM43 192V193H42ZM55 192H57V193H55ZM84 192V193H83ZM93 192H95V193H97L96 195H97V197L95 196H91L90 197V199L91 200H88L89 199V194H92V195H94V193ZM107 192H109V193H107ZM121 192V193H120ZM130 192V193H129ZM140 192V193H139ZM152 194H151V193ZM154 192H156V194L158 195V196H156L155 195V197H157L156 198V200L158 199V198H160V196L162 195L161 193H163V195H162V197L159 199L160 200V203H159V200L158 201H156V200H154L153 201V195L155 194ZM178 192V193H177ZM222 192H223V194H222ZM229 192L231 193V194H229ZM257 192H259V191H257ZM257 192H255V193H257ZM31 193V194H30ZM39 193V194H38ZM52 193V194H51ZM86 193H88V194H86ZM114 193L116 194V195H114ZM125 193H126V195H125ZM144 193H145V195H144ZM148 193V194H147ZM149 193H150V195H149ZM154 193V194H153ZM47 194H50V195H47ZM55 194V195H54ZM56 194H60V195H56ZM86 194V195H85ZM104 194H107V195H104ZM124 194V195H123ZM135 195V196H131V195ZM141 194H142V196H141ZM146 194L147 195H149V196H146ZM161 194V195H160ZM210 194V195H209ZM215 194V195H214ZM229 194V195H228ZM29 195H31V196H29ZM36 195V196H35ZM42 195H44V196H42ZM66 195V196H65ZM68 195V196H67ZM75 195V196H74ZM101 195V196H100ZM119 195V196H118ZM160 195V196H159ZM238 196V197H234V198H232L233 196ZM256 196H255V198H253L252 200H255L256 201V199H259V203H258V205L256 204V202H253V203H255V205L256 206H258V208L260 209L261 208V204L264 202V194H255ZM260 196V198L259 197H257V196ZM262 195V196H261ZM33 196V197H32ZM37 196H39V198H37ZM49 196H50V198H51V196L54 198V196H55V199H54V201L52 200V199H49ZM58 196V197H57ZM60 196V197H59ZM62 196V197H61ZM80 196V197H79ZM86 196V197H85ZM99 196V197H98ZM110 196V197H109ZM121 196V197H120ZM123 196H125V197H123ZM126 196H127V198H126ZM136 196H138V197H140L139 199L136 197ZM153 196V197H152ZM201 196H203V197H201ZM214 196L216 197V198H214ZM229 196V197H228ZM29 197H31V198H29ZM47 199H45V198ZM85 197V198H84ZM103 198V200H102V198ZM111 197H113V198H111ZM114 197L116 198V199H114ZM123 197V199H121ZM145 197V198H144ZM147 197H150V198H152L151 199V204H150V202L148 203V202H146V204L143 202V201H146V199H147V201L149 200V198H147ZM168 197V198H167ZM211 197V198H210ZM230 197H231V199H230ZM252 197H254V196H251V198ZM257 197V198H256ZM41 198V199H40ZM61 198V199H60ZM63 198H65V199H63ZM73 198V199H72ZM75 198H76V200H78L77 202H76V200H75ZM86 198H87V200H86ZM100 200H98V199ZM101 198V199H100ZM104 198H106L107 199V201L104 199ZM109 198H110V200H111V202H110V200H109ZM119 198V199H118ZM126 200H125V199ZM143 198V199H142ZM175 198V199H174ZM38 201H37V200ZM56 199H57V201L58 202H55L56 201ZM121 199V200H120ZM128 199H130V200H132V201H130V200H128ZM143 201H142V200ZM145 199V200H144ZM155 199V198H154ZM174 199V200H173ZM206 199H207V201H206ZM217 199V200H216ZM261 199V200H260ZM30 200V201H31ZM64 200H66L67 201V203H71V205L73 206V207H71V206H69L68 207V205L69 204H65L66 205V207H64L63 205L61 206V204H59V203H62V204H64L65 202H64ZM93 200L95 201L94 203H96V205L98 204V203H100V204H102V207H100V209L98 208V209H96L97 210V212L99 211V210H101V214H99V212L98 213H96V210L94 209V211H93V209L91 210V208L90 207H87V205H88V202L89 201H91V202H93ZM97 200V201H96ZM114 200H116V201H114ZM135 200V201H134ZM137 200V201H136ZM177 200V201H176ZM221 200V201H220ZM237 200V201H238ZM16 201V200H15ZM14 201V202H15ZM51 201H53V202H51ZM62 201V202H61ZM70 201V202H69ZM83 203H85V204H87L86 206H85V204H83ZM223 201H224V203H223ZM236 201V203H238ZM51 202V203H50ZM91 202H89V205H90V203ZM106 204L105 202H110L109 203V205L107 206V207H105L106 208V212L107 213H105V211H104V204ZM121 202V203H120ZM156 202H158L157 204H156ZM220 202V203H219ZM43 203V204H42ZM50 203V204H49ZM54 203V204H53ZM55 203H57V204H59V206H61V207H59V206H57V204H56V206H55ZM78 203V204H77ZM114 203V204H113ZM116 203H117V205H118V207H119V209L121 210H119L118 209V207L115 209V207H116ZM137 205H136V204ZM143 203L145 206H142L141 204ZM207 203V204H208ZM211 203V204H210ZM217 203H218V205H217ZM228 203H230V204H232L231 206L232 207H230V204H228ZM10 204V203H9ZM9 204H7L6 203V205H4L3 204V206H6V207H2L1 208V210H0V214L1 215H4L5 213H3V212H6L7 210V208L8 207H11V204L9 205ZM45 204V205H44ZM51 204H52V206H51ZM76 204H77V206H76ZM81 204V205H80ZM83 204V205H82ZM113 204V205H112ZM122 204V205H121ZM123 204H124V206H123ZM133 204H135V205H133ZM165 204V203H164ZM222 206H221V205ZM224 204V205H223ZM227 204V205H226ZM239 204V203H238ZM238 204H234V205H236V206H238ZM141 205V206H140ZM226 205V207H224ZM260 205V206H259ZM2 206V205H1ZM37 206V207H36ZM45 206V207H44ZM128 206V207H127ZM138 206V207H137ZM160 206V208H161V205H159ZM53 207H55V208H53ZM56 207H59V211L61 210L60 208H62V207H64V208H70V210L72 209L73 210V212H74V215L73 214H71V213H69V212H67V210H65V209H63V210H61V211H63L62 213H61V211H60V213H59V211H57L58 210V208H56ZM77 207H78V209H77ZM83 207V209H81ZM86 207V208H85ZM98 207V206H97ZM111 207H112V209H111ZM125 207H127V208H125ZM140 207V208H139ZM144 207V208H143ZM157 207V208H156ZM163 207V206H162ZM39 208V209H38ZM102 208V209H101ZM122 208H124L125 210H123ZM130 208H131V210H130ZM141 208H143L144 209V211H143V209H141ZM230 208V210H228ZM9 209V208H8ZM51 209V210H50ZM53 209H54V211H53ZM89 211H88V210ZM111 209V210H110ZM140 209V211H138ZM258 209V210H259ZM64 210H65V212L66 213H68L67 214V216L68 217H66V215L64 214ZM70 210H68V211H70ZM108 210H110L112 213H109V211ZM130 210V211H129ZM153 210V209H152ZM225 210V211H224ZM227 210L229 211V212H227ZM3 211V212H2ZM88 211V212H87ZM127 211V212H126ZM129 211V212H128ZM154 211V212H155ZM260 212L258 213V214H260V216L259 217H263L262 215H264L263 213H264V210H263V208H261L260 210H259ZM43 212V213H42ZM45 212V213H44ZM86 212V213H85ZM93 212H95V213H93ZM103 212V213H102ZM118 212V213H117ZM142 212V213H141ZM148 212V213H149ZM151 212H153V211H151ZM225 212H227V214H225ZM263 212V213H262ZM60 214V215H56V214ZM109 213V214H108ZM122 213L123 214H125V215H123L122 216ZM147 213V214H148ZM156 213V214H157ZM231 215H230V214ZM48 214V215H47ZM62 214V215H61ZM78 214V215H77ZM94 214V215H93ZM95 214H97V215H95ZM106 214L109 216L110 215V217H108L107 218V216H106ZM127 214V215H126ZM129 214V215H128ZM140 214L142 215V217H140ZM155 213H153L152 215L154 216V215H156ZM219 214V215H218ZM222 214V215H221ZM262 214V215H261ZM1 215H0V217H1ZM36 215H34V216H36ZM51 215V216H50ZM65 215V217H63ZM72 215L73 217H71L70 218V216ZM76 215V220L74 219V216ZM101 215H103V216H101ZM114 215V216H113ZM116 215V216H115ZM149 215V214H148ZM148 215H146L145 217L147 218V219H150V218H152L153 216L152 215H150L149 217L150 218H148ZM224 215H225V217H224ZM226 215H228V216H226ZM57 216H59V220H58V217ZM120 216V217H119ZM127 216V217H126ZM129 216V217H128ZM130 216H132L131 218H130ZM136 216V217H135ZM152 216V217H151ZM232 216V218H230ZM236 216L238 217V218H236ZM253 216V215H252ZM251 216V217H252ZM6 217V215H4L1 219H3V218H5ZM31 217H33V216H31ZM30 217V218H31ZM38 217H40V216H38ZM56 217V219H54ZM61 217V218H60ZM78 217H80V218H78ZM116 217V218H115ZM126 219H125V218ZM144 217V218H145ZM259 217H257L258 218V220L260 221V222H258L259 224L261 223L262 224V222H261V220L262 221H264V217H263V219L261 218V220L259 219ZM47 218V219H46ZM67 218V221L65 220ZM69 218V219H68ZM111 218V219H110ZM118 218V219H117ZM120 218H122L120 221H119V219ZM128 218H130V219H132L131 221H132V223L129 221V219ZM140 218H141V220H140ZM229 218H230V220H234L233 222L232 221H229ZM234 218V219H233ZM54 219V220H53ZM71 219V220H70ZM77 219H79V220H77ZM86 219V220H85ZM96 219H98L99 220V223H101L100 225L102 226L103 225V223L105 222V223H107L109 220L108 219H110L111 221H109V223H107V225H103L105 228H103V230H102V227L100 226V225H98L99 223L98 222H94V224L93 223H90V221L92 222V221H95ZM115 219V220H114ZM139 221H138V220ZM239 221H238V220ZM27 220H29V219H27ZM58 222H57V221ZM60 220H62V221H60ZM69 220V221H68ZM83 220H85V221H83ZM79 221V226L77 225L78 223L77 222ZM89 221V222H88ZM97 221V220H96ZM136 221V222H135ZM238 221V222H237ZM80 222H81V224H80ZM115 222V223H114ZM118 222V223H117ZM134 222V223H133ZM140 222V223H141ZM231 222V223H230ZM236 222H237V225H235L236 224ZM62 223H64V225H62ZM69 223V224H68ZM84 223H87V225L86 224H84ZM135 223H136V225H135ZM138 223V224H137ZM238 223H240L239 225H241V226H239L238 225ZM84 226H83V225ZM88 224H89V226H88ZM98 225L99 227L97 228L96 227V225ZM108 224H111V226H110V228H109V226H108ZM128 224V225H127ZM264 224V223H263ZM82 225V226H81ZM112 225L114 226L113 228H112ZM117 225L119 226V227H117ZM125 226L123 227V228H125ZM129 226V227H130ZM235 226V227H234ZM80 227V228H79ZM87 227V228H86ZM90 229H89V228ZM93 227H95V228H92ZM115 227H117V230H116V228ZM120 227V228H121ZM125 228V229H127L126 231H128L129 230V232H130V234H127V233H125V234H127V235H125V237L123 236V237H121V238H118V239H120L121 241L119 242L120 244H122L124 241H126V238L127 237H129L130 235H132V233H133V236H135V240H137V236H140V234H136V230H134V229H132V228ZM219 227V228H218ZM238 227V228H237ZM243 227H246V228H243ZM262 227L264 228V225H262ZM59 228V229H58ZM100 228H101V231H102V234H100V236L99 235H97V233L96 232H98V230H99V232L101 233V231H100ZM108 228V229H107ZM241 228H243V229H241ZM255 228V227H254ZM258 228V227H257ZM257 228H255V229H257ZM57 229V230H56ZM92 229V230H91ZM107 231H109V232H107ZM230 229H232V230H230ZM247 229V230H246ZM54 230H56V231H54ZM80 230V231H79ZM84 230V231H83ZM94 230L96 231V232H94ZM104 230L106 231L105 233V236L106 237H104ZM114 230V231H113ZM115 230H116V232H115ZM124 230V229H123ZM123 230H122V228H121V231H122V234H120L121 236L124 234L123 233ZM220 230V231H219ZM233 230H235V231H233ZM246 230V231H245ZM58 231V232H57ZM63 232V233H61V232ZM71 233H70V232ZM88 231H89V233H88ZM91 231V232H90ZM93 231V232H92ZM113 231V232H112ZM136 231V232H135ZM241 231V232H240ZM81 232V233H80ZM84 232H85V235H84ZM99 232H98V234H99ZM124 232H125V230H124ZM128 232V233H129ZM134 232H135V234L137 235H135L134 234ZM231 232H233V233H231ZM61 233V234H60ZM76 233V234H75ZM83 233V234H82ZM96 234V236H98L99 237V239H98V237L96 238V236H95V234ZM115 233V234H114ZM216 233V234H215ZM234 233H235V235H234ZM238 233V234H237ZM55 234H57V235H55ZM64 236H63V235ZM86 234H87V236H86ZM108 234L110 235H113V237L115 238V240H114V238H112V237H110L109 236V239L110 238H112V239H110V241H109V239L107 238L108 237ZM118 234V235H117ZM216 236H215V235ZM221 234V235H222ZM261 234V233H260ZM77 235H79V237H77ZM81 235V236H80ZM90 235V236H89ZM93 235H94V237H93ZM103 235V237L104 238H102L101 236ZM262 235H263V237H264V233H262ZM61 236V237H60ZM85 236H86V238H88V239H86L85 238ZM211 236H206L205 237V239L208 241V239H209V241L207 242L206 241V243H210V242H214L215 243V241L213 240L214 238H212ZM223 236V235H222ZM240 236L242 237V238H240ZM47 237H48V239H47ZM64 237V238H63ZM71 237H72V240L71 241H73L74 240V242L73 243H71L70 242V239H71ZM76 237V238H75ZM80 237H82V238H80ZM84 237V238H83ZM92 237H93V240H91L90 241V239H92ZM103 239H101V238ZM131 237V236H130ZM141 237V236H140ZM211 237V238H210ZM238 237H239V239H238ZM64 243V244H62V242L61 241H59V239ZM63 238V239H62ZM75 238V239H74ZM90 238V239H89ZM106 238V239H105ZM123 238H125V239H123ZM139 238V237H138ZM244 238V239H243ZM58 239V240H57ZM64 239H66V240H64ZM100 239H101V242H100ZM140 239V238H139ZM138 239V240H139ZM220 239L222 240V237L220 236ZM242 239V240H241ZM246 239V240H245ZM78 240V241H77ZM85 240V241H84ZM88 240V241H87ZM106 240V241H105ZM114 240V241H113ZM133 241V242H136V241ZM137 240V241H138ZM216 240H217V238H216ZM220 240V241H221ZM261 240H264V238H261L260 239V241L259 242H262ZM54 243H53V242ZM85 243H84V242ZM112 241H113V243L115 242V241H117V242H115V244H113L112 243ZM232 241H233V243H232ZM241 241H245V242H241ZM43 242H45V243H43ZM60 242H61V245H60ZM67 242V243H66ZM80 243V244H77V243ZM91 242V243H90ZM104 242H106L107 244L106 245H104L105 243ZM109 242V243H108ZM84 243V244H83ZM87 243H90V244H88V245H86ZM95 243H97V244H95ZM101 243H103V244H101ZM124 243H127V241L126 242H124ZM246 243V244H245ZM263 244L262 245H264V242H262ZM45 244V245H44ZM59 244V245H58ZM98 244H99V246H98ZM231 244V246H229ZM261 244V243H260ZM55 245V246H54ZM96 245V246H95ZM223 245V246H222ZM245 245V246H244ZM45 246V247H44ZM53 246V247H52ZM58 248H57V247ZM64 246V247H63ZM84 246V247H83ZM104 246H106V247H104ZM108 246V247H107ZM135 246V245H134ZM226 247V250H229L230 249V247H231V249L229 250V252L228 251H226L225 250V247ZM227 246H229V247H227ZM261 246V245H260ZM47 247V248H46ZM52 247V248H51ZM55 247V248H54ZM72 247V248H71ZM94 247V248H93ZM104 247V248H103ZM119 247V246H118ZM137 247V246H136ZM136 247H134V248H136ZM62 248V249H61ZM93 248V250H94V252L92 251L91 252V249ZM104 249V250H101V249ZM107 249V251H109V255H110V252H111V256H109L108 254L106 255V249ZM242 248V249H241ZM244 248V249H243ZM261 248H263V251H264V246L263 247H261ZM71 249H73V250H71ZM81 249V250H80ZM98 249V250H97ZM109 249V250H108ZM205 249L208 251L210 248L208 247V246H206L205 247ZM223 249V250H222ZM240 249V250H239ZM52 250H54V251H52ZM55 250H57V251H55ZM60 250V251H59ZM63 250V251H62ZM65 250V251H64ZM81 252H80V251ZM83 250V251H82ZM84 250H86V252L84 251ZM100 250H101V253H100ZM111 250V251H110ZM52 251V252H51ZM69 251V252H68ZM104 251V252H103ZM225 251V252H224ZM68 252V253H67ZM79 252V253H78ZM88 252V253H87ZM97 252V253H96ZM99 252V253H98ZM244 252V253H243ZM59 253H61V254H59ZM79 256V257H77L76 256V254ZM81 253V254H80ZM82 253H84V254H82ZM226 253V254H225ZM229 253V254H228ZM58 254H59V257H58ZM207 254V253H206ZM205 254V255H206ZM222 254H224V255H228L227 257H225L224 255H222ZM243 255V257H242V255ZM85 257H84V256ZM91 255V256H90ZM95 255V256H94ZM99 255V256H98ZM230 255V256H229ZM54 256V257H53ZM56 256V257H55ZM67 256V257H66ZM73 256V257H72ZM76 256V257H75ZM92 256H94L93 258H92ZM103 256V258H101ZM105 256H106V258H105ZM109 256V257H108ZM245 256V257H244ZM96 257V258H95ZM59 258V259H58ZM76 258V260H75V262L73 261L74 259ZM80 258V259H79ZM99 258H101V259H99ZM116 258H118V259H116ZM119 258H120V261H119ZM123 258V259H122ZM126 258H127V261H126V263H125V260H126ZM128 258H131L130 260L128 259ZM148 258V259H147ZM156 258V259H155ZM154 259L155 260H158V262L160 261L159 259L160 258H158L157 259V257H155ZM56 259V260H55ZM82 259L86 262V261H88L87 263H85L84 261H82ZM88 259H90V260H88ZM105 259V260H104ZM108 259V260H107ZM114 261V262H112V260ZM125 259V260H124ZM58 260V261H57ZM61 260V261H60ZM64 262H63V261ZM97 260V261H96ZM118 260V263L117 262H115V261H117ZM122 260H124V262L122 261ZM144 260V261H143ZM223 260H222V262H223ZM89 261H90V263H89ZM245 261V262H244ZM93 262V263H92ZM133 262V263H132ZM145 262V263H144ZM161 262V261H160ZM159 262V264H162V262H165L164 260H162V262L160 263ZM66 263V264H67ZM157 263V262H156ZM154 261L152 262V264H156ZM79 264H80V262H79ZM105 264H107V263H105ZM164 264H166V262L164 263Z\"/></svg>", "mask_w": 264, "mask_h": 264}]
</instances>
